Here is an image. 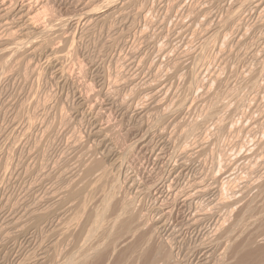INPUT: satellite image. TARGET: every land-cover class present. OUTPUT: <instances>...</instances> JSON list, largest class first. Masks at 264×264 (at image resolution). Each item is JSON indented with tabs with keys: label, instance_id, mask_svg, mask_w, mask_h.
<instances>
[{
	"label": "rangeland",
	"instance_id": "rangeland-1",
	"mask_svg": "<svg viewBox=\"0 0 264 264\" xmlns=\"http://www.w3.org/2000/svg\"><path fill=\"white\" fill-rule=\"evenodd\" d=\"M27 1H29V0H23V2H22V0H17V1L16 0H10V1L8 0L9 3L12 2L11 4H14V6H16V7H20L24 4H27V6L29 8L31 7V9H35L36 10L35 12H37V13H35L37 15L34 14L35 17L37 16L35 18V19H37V20H35V24H37L38 26L40 24V27H45L48 24V20H50L49 18L54 19V20L51 19L53 21L52 25L58 24L61 22L60 27L58 24L56 28L55 27L53 28L52 25H51V27L53 29L51 27L50 28L54 32L57 29H58V31H59V29H61L62 33L64 32V35L59 31L58 32L59 34H57V33L53 34V36H51L50 40L53 37H56V35H58L57 37H59V35L61 34V36L64 37L65 35H67L66 33H69L70 36H68V35L67 36L68 37L72 36L71 38L74 37L75 41L72 39V41L70 42V46L71 45L72 46L69 48H72V47H74V48H72L73 50L72 49L69 50L70 52L67 53V59L63 60V61L67 60L66 63L69 62V63H67L68 67L66 66L67 68H64L66 63L63 61H62L63 63H59L60 68L64 69L63 71H64V73L68 79L60 77L59 74H57V69L59 67H57V69H56L53 65L48 63L49 61H46V59L42 57L43 54L41 53V55H40V52L32 54V53H27L23 50L22 52H24L23 53L24 55L21 52V54L18 56V58H16L14 60L15 62L19 61V62H17L18 64H16L17 66L14 64V62H12L13 64H9L8 66H12L13 68L7 66L6 69L4 68V70L1 69V67L3 65V63H2L3 61L0 60V62H1V64H0V146H1L0 147V229H1L0 230V241H1L0 242V246H1L0 247V264H34V263L40 264V262H42L41 264H43V263L44 264H62L63 262L66 261V258H68V257H66L67 255L70 256L69 254H74L76 252V246L78 247V245L80 243L78 242L79 243V244L77 243L78 245L75 244L76 246L73 244L76 243V238L79 235L78 231L80 232L81 228L78 229V227H79L78 226L77 227L78 231H77V229L75 227H72L73 228L72 229V231H73L72 237H73V239L75 238L73 243L71 242L73 240L70 241V239H69L70 237L66 239L67 241L65 239H62L61 238L62 236L60 234L61 231L59 233H58V231L62 230L64 227L65 228L68 227L67 225H69L68 223L70 220L68 221V219L66 220V218L70 219L71 216L69 217V215L72 214V208L75 206L74 204H76L77 201H73V202L70 201V202L66 203L65 206H63L64 203L61 204V206L58 205L57 203L60 200L59 199L60 194L63 197L62 192L64 191V188H65V191L67 189H70V187H71L70 184L75 183L74 180L78 179V181L76 180V183H75V184H78V186H80L81 184L83 185L84 183L87 182L86 180H88V178L83 179L81 177L83 176L84 170L88 167V163H91V160H93L92 162H95L94 160H96V157L98 159V160H96L97 162H101V163L103 162V161H100L101 160L100 158H102V160H104L103 166L100 163L101 169H102V167L104 169V165L106 167L105 169H109L110 163H113L114 161H116L114 164L115 166L113 164H111L110 168L114 169L111 171V173H110V169H109L110 176L108 174V177H111V178L106 179L107 183H109L110 180H112V182H111L112 184L109 183V185L111 184V186H112L114 184L115 185L114 188L119 187L118 190L117 189L114 190V192H116V193H114V199H113L114 202H111L110 206L112 208L110 207V209L108 211V215L117 213V211H116L117 208L115 206L117 204V202H118V206H119V207L117 206L118 209L119 208L122 209L124 207L125 203L127 202V201L125 202L126 196H128V199H127L128 202H129V199H130V202L132 204H135L137 202L135 205H131L132 208L130 207L132 209V212H134L133 214H135L136 217H138L137 221L142 220V218L144 217L143 221L147 220L149 222V224L151 223V225H152V223H153V225L155 226L154 227L152 225L153 227H150L151 225H148L147 221H145L147 224L143 223V221L140 223L137 222V224H140V226H139L140 228L137 232V235L140 232L139 235L137 236L138 238H140V240L137 238V253H138V251L140 252V249H141L142 251L139 254H143V255L141 258H139L137 256L139 254L135 253V255H136L135 256V255H133L132 252L129 251V253H126L124 255V256H128V257H126V258L123 257L124 260L122 259L123 261L121 260L120 264L121 263L122 264H130V262H131V264L132 263L136 264L135 262L138 263V261H140V264H145L146 261L148 260V258H147L148 255H149L148 256L149 259L151 258L153 260L150 259L149 263H146V264H150V263L151 264H154V263L160 264L159 259L163 253V252H161L163 249L165 251V254L171 253V255L169 254L170 257L168 258V259H170V258L171 259L168 260V262L166 264H171V263L177 264L180 261L181 262L179 264H201V263L202 264H211V263L212 264H218V263H221V264L222 263L223 264H233V263L237 264L236 261L238 260V257L236 259V258H234V256L237 255L238 252L240 253V251H241L240 247H241L242 251H245V252L247 251L246 247H248V250L253 248L254 252H258L261 248H263L264 247V214H261V213H264V207H263L264 195L260 193V190L254 191L253 188H254V183L256 182V180L258 181L261 179V183H264V181H262V179L264 178V171L262 172V169H260L261 168L260 162L263 161V159H264V146L261 147V145H260V144L264 145V142H263L264 141V68H263L264 67V56H263L264 50L261 49V47L264 44V37H263L264 36V23H263L264 22V20H263L264 15H262V14H264V10H262L263 12L261 11L262 14H261V12H259V14H258V12L251 11V9L254 10L252 7H253V4L257 1H261L263 4V7H264V1L263 0H241V1L240 0H160V1L159 0H151V1L148 0V2H149L148 3V2H146L147 0H142V1L138 0L137 2L128 6L129 9L130 10L132 9L131 11H133L134 13H132L131 11L128 12V10H129L128 7L125 10H122L121 12L117 11L115 8L117 7V2L119 0L118 1L115 0V2H113L114 5L111 3L108 4L107 0L106 1L105 0H93V1L89 0L90 5L87 4L89 2L87 0H40V1L37 0V2H36V0H32V1L30 0L31 1V2L29 1L30 3L29 2L27 3ZM252 1H254V3ZM94 2H95V4H94ZM176 2H178L179 4ZM229 2L233 3V4H230ZM249 2H250V4H249ZM223 3H225L226 5ZM43 4L45 5V8L42 7V6H44ZM85 4H87V6ZM99 4H100V6H99ZM135 4H137V6ZM229 5L232 7H230ZM98 6L101 7L100 8L101 10L98 9L99 8ZM108 6H109V9H108ZM225 6H228V7L225 8ZM37 7H39V8L36 9ZM172 7H173V9H172ZM234 7L235 8L238 7L236 9H238L239 11L237 10L238 12H236L235 11L236 9ZM250 7H251V9H249ZM134 8L135 9L137 8V9L135 10ZM228 8H229V11H228ZM43 9L45 10V12ZM224 9L227 10L228 14L230 12L231 13L230 15H237L236 17H239V18H236V21L240 20V24H239V21H238V23L235 21L234 24H232L230 27H226V28L222 27V28H224L222 31V29L220 27L221 24L224 25L225 20L226 21L228 20L227 16H230L227 14V12H225L226 10H224ZM233 9H235V10H233ZM113 10L114 11L116 10L115 12H117V13L115 14V12ZM39 11L41 12L40 14H39ZM86 11H89L88 14H91V15H93V13H98V12H99V14H102V15H108L109 14L108 16L111 19L109 17H107L106 18L107 21L105 20V23H104V21L101 22V20H98L97 18L92 19L93 21L90 20V22L89 21L86 22V21H83V19H81L82 15L84 13H86ZM136 11H137V13H136ZM139 11L141 12L140 13L141 15H138ZM42 12H43V14L44 13L45 14L43 15ZM119 12H120L121 16L119 15ZM124 12H126L128 14L125 15ZM196 12L199 13V16L201 18L198 17V13H196ZM249 12H250V14H249ZM236 13H238V14H236ZM133 14H135L136 16ZM225 14H227L226 17H225ZM257 14L259 16L262 15V17L257 18V17H259V16H257ZM38 15L41 19L38 17ZM219 16H220V18H219ZM77 17L80 18L79 21H77L79 19ZM136 17L138 19H136ZM173 17H175V18H173ZM195 17H197V18L195 19ZM240 17H241V19H240ZM192 18L194 19V21L196 20V22H194ZM221 18H223V21H224V22L222 21V23L220 21ZM166 19H167V21H166ZM206 19L209 21L208 23H207ZM45 20L47 21V23ZM96 20L99 22H97ZM205 20H206V22H204ZM212 20H213V23L211 22ZM36 21H37V23H36ZM55 21H57L58 23H56ZM40 22L45 24V25H41ZM94 23H96V24H94ZM205 23H207L206 27H205ZM210 23L213 24V26ZM236 23H237V25H235ZM241 23L245 25L244 28H242L243 25ZM258 23H259V25H258ZM218 24H220V25H218ZM62 25L64 27H62ZM207 25L210 27H208ZM241 25H242V27H241ZM53 26H56V25H53ZM214 26H215L216 30L213 29ZM233 26L234 27L236 26V27L233 29ZM254 26H255V28H254ZM203 27L204 28L208 27L207 31H206V29H203ZM217 27H218V29H217ZM237 27H238V29L241 27L240 30H238ZM173 28H174V30H173ZM210 28H212V30ZM245 28L248 29V32H247V30H244ZM249 28H250V30L252 28H254L255 30H252L250 32ZM63 29H64V31H63ZM179 29H181V30H179ZM202 29L204 30V34H202L203 33ZM219 30L221 31L220 34H223V35H221L222 37L220 36V34H216V33H219ZM71 31L74 33H71ZM194 31H195V33H194ZM212 31H214V32H212ZM253 31H255V32H253ZM257 31H259V33L261 32V35L259 33H257ZM206 32H208V33H206ZM239 32H240V34H239ZM200 33L202 34V36L198 35ZM205 33L207 35L213 33L214 36H217V37H215V39H213V41L211 39V42H212V46L216 45L217 43L218 44L216 46L212 47V46H210L211 42H205V38H206ZM231 33H233L234 35H232ZM235 33H238V34L235 35ZM248 33L249 34L251 33L250 34L251 36ZM241 34L243 35V37ZM255 34L257 37H255ZM73 35H75V36H73ZM239 35L241 38H238ZM247 35H249V36H247ZM150 36H151V39H150ZM244 36L247 39L246 41L244 40L245 39ZM1 37H4L3 31H0V38ZM57 37L52 39L54 42V43L52 42V45L56 44L55 45L56 48H57L58 44H60L62 46L61 40L59 39V41H58ZM201 37H203V38H201ZM218 37L220 39L219 41L221 42V44L223 42L225 45L224 44L221 45L220 42L216 43L214 41ZM227 37H229V38H227ZM262 37H263V39H262ZM250 38H251V40H250ZM36 39L33 41L35 42ZM202 39H203V41H202ZM229 39H230V42L228 41ZM237 39H239V40H237ZM241 39H243L244 41ZM257 39H258V41H257ZM48 40H49V38H48ZM225 40H227V42H224ZM240 41H243V45H242L243 47L239 46V45L235 46V44L241 45L242 43ZM259 41L261 43H259ZM37 42H38V40H37ZM59 42H61V43H59ZM162 42H164V43H162ZM251 42H252V45H249ZM206 43H209V45ZM162 44L164 47L162 46ZM254 44H256V45H254ZM54 45H53V48H55ZM223 45H224V47H223ZM244 45L246 47L245 51H244V49H245ZM206 46L210 47V48L208 47L209 50L206 49ZM232 46H234L236 48L238 47L237 49L233 48L234 52H235V50H238L235 52V54H233V51L230 50V48H232ZM187 47H188V50L186 49ZM202 47H204L205 50H207V51H205V50L203 51ZM219 47L220 48L222 47V48H221V50L217 51V49H219ZM228 47H229V49H228ZM240 48L241 49L243 48V49L241 50ZM250 48L251 49L253 48V50H251ZM211 49H213L215 51H213ZM226 49H228V50H226ZM161 50H163V53L161 52ZM192 50H193V52H192ZM74 51H76V52H74ZM186 51H189L190 53L186 52ZM195 51H197V53ZM198 51L199 52L203 51L204 53L200 54V53H198ZM219 51H222L224 55L221 56L222 54L220 55V53H222V52H219ZM246 51H248V52H246ZM249 51H250V53H249ZM255 51H256V53H255ZM72 52L76 53V54L73 55ZM156 52H157V54H156ZM185 52L188 55H184V54H186ZM208 52L212 56L207 54ZM181 53H183V54L181 55V58H179ZM192 53L193 54L195 53V54L193 55ZM246 53H248V54H246ZM257 53L259 56L257 55ZM259 53H261L263 55H261ZM190 54L193 55V56H191L192 61H190L191 59L189 58ZM216 54H219L218 57H223V58H221V59L218 57L216 58V56H217ZM229 54H230V56L228 57L227 55H229ZM245 54L247 56H245ZM202 55H203V57H202ZM208 55H209L210 59H209ZM213 55L214 56L216 55V56L214 57ZM183 56L184 57L186 56L187 60H185V58ZM224 56H225V58L227 57L229 60L227 58L225 59ZM235 56H237V57H235ZM252 56L256 57L257 59L263 60V62L261 60H257L255 58H253ZM24 57H27V59ZM167 57H168V59H167ZM176 57H178V58H176ZM187 57L189 58V60ZM194 57H195V62H194ZM212 57H214V58H212ZM242 57L244 59L242 61H239L240 63H238V61L236 63L235 60L236 59H238V60L242 59ZM196 58L197 59L199 58L198 59L199 61L202 59L200 61V63L198 60H197L198 62L196 61ZM204 58H205V60H204ZM232 58H234V59L236 58V59L234 60ZM19 59H21L22 61H20ZM37 59L38 60L40 59V61L41 62L43 61V63H41ZM44 59H45V61H44ZM174 59H177V60L175 61ZM180 59H182V61H185L187 64L186 63L183 64V62L180 61ZM217 59H218V61H217ZM253 59L256 61H254ZM36 60H37V64H36ZM68 60H71V61H68ZM210 60H212V61H210ZM214 60H215V62L216 61L217 62L213 63ZM227 60L229 61L230 65L226 64V63H228ZM230 60L233 62L231 63ZM177 61H178V63H175ZM203 61H204V64H203ZM222 61L226 62V63H223ZM260 61L263 65L260 63ZM25 62H26V64H25ZM29 62H31V63H29ZM180 62L182 64H180ZM257 62H259L261 65L258 64ZM194 63L196 65H198V63H199L198 68L196 65H194ZM208 63H209V65H208ZM24 64H25V67L27 68V70L24 67ZM27 64L30 65L31 67L27 66ZM167 64H170L171 67H170V65H167ZM176 64H178V65H176ZM200 64H201V67H200ZM220 64H221V67H220ZM224 64H226V65L224 66ZM63 65H64V67H63ZM174 65H176L175 69H173ZM238 65H240L239 68H237ZM172 66H173V68H172ZM178 66H182V68L183 67H185V68H183V70L179 69V72L175 73V71L178 70L176 68H181ZM194 66H195V70H194ZM206 66H208L209 68ZM261 66H263V67H261ZM191 67H193V69H191ZM225 67H227V69L229 67L227 73H226ZM206 68L208 69V73H207ZM219 68H222L223 70H221ZM10 69L11 70L13 69V70L11 71ZM65 69L68 73L65 71ZM184 69L186 70V72ZM187 69H188V71L190 70L192 72L189 71L190 72L189 73L187 71ZM210 69H212L211 78H209V75L211 74ZM244 69H245V71H244ZM5 70L11 71V74L9 71H8V73H6ZM55 70H56V72H55ZM172 70H174V71H172ZM180 70L184 73H182ZM202 70H204V71H202ZM219 70L221 71V75L223 77L225 75H227L225 77V79L222 78V76L219 74V72H220ZM230 70H231V72H229ZM237 70L239 71V73L236 72V74H235V71H237ZM241 70H242V73L240 74ZM247 70H248V72H247ZM262 70H263V72H262ZM14 71H15V73H14ZM16 71H17V73H16ZM195 71H197L196 72L197 76H199V74L201 73L199 77H202V76H205V77L204 78L203 77L202 78L197 77L194 74ZM216 71L217 72L219 71V72L217 73ZM224 71H225V75L222 74V73H224ZM260 71L262 74L260 73ZM169 72L171 74H169ZM172 72L175 75L172 74ZM249 72H251L252 74L251 73L249 74ZM253 72H255V75H253L254 74ZM256 72L257 73L259 72V74H257ZM13 73L15 76L13 75ZM160 73L163 77L160 75V78H159ZM165 73H168L169 74L168 76H170V77L167 78V76H166L167 74L163 75ZM178 73H180V74L178 75ZM186 73H187V75H186ZM191 73L194 74L196 76V78L194 75H192L193 77H190ZM202 73H205V75H202ZM243 73L245 76H248V77H246V78H245V76L243 77ZM35 74H36V76H35ZM183 74H185L186 76H184ZM12 75H13V78H12ZM30 75H32V76H30ZM217 75H219L218 79L219 78H221L222 80L224 79L223 81L221 79H219L224 84L223 83L221 84V82L219 80L215 81V80H217ZM256 75H258V76H256ZM25 76L28 79L24 78ZM164 76H166V77H164ZM175 76H177V77H175ZM228 76H229V78H228ZM252 76L255 77L256 79L253 78ZM57 77H59V78H57ZM185 77H190V78L184 79ZM206 77H207V80L205 81ZM242 77L244 78V80L247 79V81L245 80L246 81L245 82ZM161 78L163 79V82H162ZM164 78L167 79V81L168 80H171V81L164 82V81H166ZM59 79H60V81H59ZM103 79L105 81L104 83H103ZM188 79H190V80H188ZM194 79H195V81H194ZM226 79H227V82L225 81ZM159 80L161 81V83H159ZM211 80H212V83H210ZM229 80H231V81H229ZM256 80L258 82H256ZM156 81H158V83ZM196 81L199 82L198 85H197ZM154 82L156 83V85ZM191 82H192V84H191L192 86H190L191 87V89H190V87H187V86H189V84ZM216 82H218V84ZM225 82H226V85H225ZM243 82H245V83H243ZM184 83H186V84L189 83V84L186 85ZM214 83L219 85L217 87H222V88L221 89L217 88L216 84H214ZM247 83L253 84V86H251V88H252L251 90H250V87ZM255 83H257V84H255ZM162 84L163 85L166 84V85H164L165 87L164 86L162 87ZM207 84L210 86L208 87ZM213 84H214V87H213ZM245 84L248 87H246ZM115 85H117V86L115 87ZM185 85H186V87H185ZM194 85H195V88H192ZM211 85H212V87H211ZM102 86H103V88H101ZM145 86H146V88H145ZM147 86L154 87L152 89L153 91L151 93H150V90H146V89H148ZM156 86H158V87H156ZM183 86L185 88H187V89L183 88V90L185 89L187 91H185V90H184L185 92L182 91ZM204 86L207 87L206 89H208V88H211V89H208V92H207L205 88L203 89ZM226 86H228L229 88ZM108 88H109L110 92H108L109 91ZM110 88L112 90L114 88V91L115 90H117V91L114 92ZM115 88H117V89H115ZM155 88H158V89L156 90ZM161 88H162V91L160 90ZM188 88L190 89V92H189ZM212 88H214V91H212ZM216 88L219 91L215 90ZM224 88L227 89L228 92L230 91L229 89L232 90V88H234V89L237 88L236 90H234L235 95L232 94L235 97L231 96V91L228 93L227 90H225ZM32 89L34 90V92H30V90H32ZM105 89H107V91ZM164 89H166V90H164ZM204 90L207 92V94ZM237 90H238V92H237ZM143 91L144 92L146 91L147 93L146 92L144 93ZM157 91H158V93H157ZM163 91H165V92H163ZM180 91H182V92H180ZM221 91L223 93H227V95L229 96L228 97L229 101H230V98L232 100L229 102L226 99L227 95L225 96V94L223 96H221V94H222ZM239 91H240V94H239ZM104 92H106L107 94ZM148 92L150 95L151 94L152 95L150 96L148 94ZM153 92L154 93L156 92L158 95L153 94ZM172 92H173V94H172ZM176 92H177V94H176ZM201 92L206 94V96L208 98L210 97L211 99L206 98V96ZM213 92H214V94H213ZM31 93H33V94H31ZM109 93H111V94H109ZM208 93L212 94V96L209 95ZM232 93H233V90H232ZM112 94H114V95H112ZM201 94L205 96L204 100H201L203 98V96ZM111 95L113 96L112 98L109 97ZM189 95H190V98H189ZM197 95H199V97ZM155 96H158V98ZM164 96H166V97L170 96L172 99H170V97H167V99H166V97H164ZM173 96L175 97V99ZM238 96H241V99ZM27 97H28V99L30 97V99H32V100L34 99V100L33 101L30 99L26 100ZM137 97L139 99L141 98L140 103L142 102L141 100L144 101V99L148 100V98H149L150 100H148V101L145 100L144 101V102H146L145 104H144V102H142L140 104L138 102ZM193 97L195 98V100H194L195 102L193 101V99H194ZM218 97L220 99H218V101H216L217 102L216 103L215 100H217ZM223 97H224L223 101L226 100V101H228L227 103H224L223 101H221V99H223ZM232 97H234L235 100ZM131 98H133V99H131ZM153 98L156 99V101ZM178 98H179V100H178ZM236 98H237V100L238 99H240V100L237 101ZM196 99H197V101H198V99L200 101L197 102ZM167 100H169V101H167ZM174 100L175 101L177 100L176 102H178V105L181 101L186 100V101H188L189 104L191 103L190 104L191 106H189V108H188L189 104L187 103L182 108L183 110L180 109V111H182V112H180L179 108H177L176 106H173L174 104H171V102H173V103H175V105H177V103ZM191 100H192V102H191ZM206 100L207 101L209 100L210 103L213 101L214 103H211V104H213V106L212 105L210 106L209 105L210 103L207 102ZM241 100H242V102H240ZM27 101H29V102L27 103ZM151 101H152V105H151ZM153 101L155 103H153ZM163 101L164 102L166 101L165 102L166 104L162 103L163 104V106H162V104L160 102H163ZM25 102H26V104H25ZM32 102H34V103H32ZM193 102H194V104L196 103L197 105L195 104L196 105L195 106L194 104H192ZM201 102H203V103H201ZM218 102L220 103V106L218 105ZM20 103H21V105H20ZM31 103H32V105H31ZM124 103H125V106H124ZM228 103L231 104L232 108L230 107V105ZM237 103L239 105H237ZM154 104H156V105H154ZM158 104H160V106H158ZM164 104H165V107H164ZM170 104H171V106H170ZM214 104H216V105L214 106ZM223 104H225V105L223 106ZM235 104H236L237 108L234 109L235 110V113H234L233 112L234 110H232V109L236 107ZM23 105H24V107H23ZM27 105L31 106V109L28 110ZM40 105H41V107H40ZM139 105L142 106V108ZM192 105L194 107H192ZM206 105H209L210 106L209 109L211 108V110L207 111L208 109H207ZM20 106L23 107V109H21L22 112H20L21 111ZM33 106L35 108L40 107L42 109H41V111H40V108L36 109L35 112H37V113H34L35 108ZM44 106H46V107H44ZM167 106H170L171 108L175 107V109H177L178 111H176L173 108L174 112H171L173 110H171V108L167 107ZM216 106L217 107H223V108L222 109L220 108L221 110L219 108L215 109L214 107H216ZM160 107H162L163 110ZM24 108H27V109H24ZM44 108H46V109H44ZM157 108H160V109H157ZM166 108L167 109L169 108L168 109L169 113H168V110H166ZM203 108H205L207 110L201 111V109H203ZM212 108H214L218 114ZM164 109H165V113L162 112V111H164ZM224 109H226L228 112ZM228 109L231 110L230 111L231 113L233 112L232 116L230 115L231 113L229 114ZM27 110H28V112H27ZM212 110H214L215 115H214V113H211ZM205 111H206V113H205ZM18 112H20L22 114H20ZM32 112L34 114H32ZM161 113H163V115H164V116L162 115L163 117L161 116ZM170 113H172V114L169 116ZM222 113H225V114H222ZM17 114H19V115L17 116ZM25 114H26L27 118L25 117ZM166 114H168V115H166ZM221 114H222V116H224L223 118H221L222 116L220 117ZM228 114H229V116H228ZM21 115H22V117H19ZM60 115H61V117H60ZM156 115L158 117H156ZM203 115L206 117L203 118ZM225 115H226V119H225ZM28 116H30V117L28 118ZM207 116L209 118L214 116L211 119L216 121V124L213 120L211 121V119H209L210 122L207 120L209 122V123H207V121H205L206 119H208ZM17 117H19L21 121ZM62 117H64L63 120L65 119L64 120L65 122L62 120ZM164 117H166V118H164ZM34 118H36V119H34ZM220 118H221V120H220ZM155 119L156 120L158 119V120L156 121ZM164 119H167L166 122H164ZM195 119H196L197 123L193 122V120L195 121ZM222 120H225V121H222ZM33 121H35V122H33ZM162 121L164 122V124ZM204 121L206 124L203 123ZM217 121H219L220 124H218ZM59 122H61V124ZM155 122H157L156 123L157 125L155 124ZM160 122H162V123H160ZM223 122H226L227 124L230 123V124L228 126L226 123H223ZM191 123L192 124L194 123L193 124L194 126L191 125ZM153 124H155V125H153ZM214 124L216 126V127L215 126L214 127L216 128L217 131L219 130L220 126H222V125L224 126L226 124L225 127L227 128L228 132H226L227 130L226 131L224 130L225 129L224 127L222 128L224 134L222 133V130L218 131L220 133L216 132L215 128L213 127ZM217 124L219 125V127ZM165 125H166V127H165ZM189 125H191L192 127L191 126L189 127ZM201 125H203V126H201ZM195 126H197V127L201 126V127L196 129L197 127H195ZM230 127L233 129V131ZM96 128H99V129L102 128V129L106 130V133L107 132L110 133L109 135L105 133L108 137L106 142H104L102 144H100L101 142H98V144H97V141L98 140L100 141L101 138H97V136L93 133V132H95ZM191 128L192 129L194 128L196 131L195 130L191 131L190 130ZM107 129H108V131H107ZM178 129L180 130L179 132H178ZM206 129L207 130L209 129V130L206 132V131H204ZM210 129H214V130H210ZM111 130H112V132H109ZM174 130H176L177 132ZM188 130H190L189 133H192V134L188 135ZM229 130L231 131V133H229L230 132ZM210 131H211V133H210ZM213 131L216 133V135L218 134L219 136L218 135L216 136ZM174 132H176L177 134ZM181 132H183V134H181ZM203 132L208 133V134H206L207 136L205 134H202V135L200 134ZM185 133H187L188 137H187V135H185ZM180 134H181V136L185 135V137H187V138H185L186 139L185 141L183 139L184 137H181ZM220 134H221L222 138L219 139L220 142L218 141V143H216L217 141L215 142V140H214L215 136H216V140H218V138L221 137ZM169 135H170V137H169ZM173 135L174 136L176 135V136L174 137ZM110 136H111L112 140H109ZM142 136H143V138H142ZM203 136H204V139H206V141L203 140V138H202ZM76 137H78L81 140H79ZM210 137H211V139H209ZM168 138H170V139H168ZM113 139L115 140L116 143L114 142ZM116 140H118L119 142L117 143ZM166 140H168V141H166ZM179 140H181L182 143ZM199 140L201 142H202V140H203V142L204 141L207 142L209 140L214 146L211 145V143L208 141L207 145L205 142L204 143L202 142L203 144H205V145L202 144L204 146L203 147L202 145H200L201 142ZM5 141H7V142L5 143ZM18 141H20V142H18ZM177 141L180 144L176 143ZM12 142H14L16 144L14 145V143H12ZM81 142L83 144L86 143V144H84L85 145L84 149H86L88 147V149H86V150L87 151L92 150L93 153H95V154H93L92 152L88 153L86 150H85V152H87L88 154L85 153L84 149L82 147L83 144H81ZM197 142H199V143H197ZM17 143H18V145H17ZM74 143L77 146H75ZM76 143H78V144L80 143L79 146ZM3 144H4V146H3ZM134 144H137V145H134ZM208 144L210 145L209 149L207 147V146H209ZM257 144H259L260 146L258 145L259 146L258 147ZM97 145L98 146L101 145V146L98 147ZM197 145H200V146L197 147ZM187 146H189L187 148V149H189V151L188 150L186 151ZM222 146L225 148H223ZM91 147H93V149ZM111 147H113V148H111ZM216 147L217 148L219 147L222 150L217 149ZM79 148H81L83 150H78ZM94 148H96V149H94ZM204 148H206V150H204ZM214 148H215V150H214ZM125 149H127V151H125ZM183 149H185V150H183ZM201 149H203L204 151ZM207 149L209 151H207ZM94 150H96L98 156H95L97 154H96V152H94ZM114 150H116L118 154ZM182 150H183V152H182ZM199 150L202 153H200ZM217 150L220 153H218ZM105 151H106V153L108 151V154H109V152H111V153L106 156ZM123 151L125 152V155H124ZM210 151H212V152L214 151V154L215 153L216 154L218 153V154L215 156ZM77 152L79 154H77ZM81 152H83V153H81ZM120 152H122V153H120ZM126 152H129V154ZM184 152H186V153H184ZM80 153H81V155H80ZM84 154H87L88 157L91 154H93V155L90 156L91 158L89 157L90 159L88 157L86 159L87 155H84ZM182 154L184 156L188 155V158L187 157L183 158ZM185 154H187V155H185ZM77 156L79 157L80 160L78 159ZM93 156H95V157H93ZM99 156H103V157H99ZM104 156H105V158H107L106 161H105ZM128 156H129V158H128ZM214 156H215V158H213ZM69 157H70V159H69ZM83 157H85V158L83 159ZM115 157H117V159H115ZM81 158L84 161L87 160V162H83V160ZM119 159H121V161ZM76 160H79L78 163ZM80 161H82L83 163ZM217 161H219V163ZM221 161L224 163H222ZM118 163H120V164H118ZM215 163H217V164H215ZM77 164H78V166L75 167V165H77ZM79 164L82 166H80ZM83 164H87L85 168H84L85 165L83 166ZM106 164H108V165H106ZM221 164L223 165L222 166L223 168L221 167ZM82 168H83V171L81 173ZM116 168H118V170ZM77 169H79V170L77 171ZM115 169L117 170L116 171L117 174L115 172ZM119 169H120V171H119ZM57 170H58V172H57ZM256 170H258V174H256L257 173ZM98 171H100V170H98ZM98 171L95 174L98 175L101 172V171L100 172H98ZM252 171H254L253 176H255V174H256L255 177L251 176L253 174ZM116 175H119V176H116ZM77 176H78V178H77ZM261 176H263V177H261ZM116 177L117 178L119 177V179H118L119 181L117 180ZM250 178H252V181H248V180H250ZM254 178L256 180H254ZM72 180H73V183H72ZM79 180H80V183H79ZM125 180H127V182H125ZM115 181H116V183H115ZM131 181H133L132 183L134 186L132 185ZM243 182H244V185H246V186L249 185V187H252L250 185L253 184V187L250 188L251 190L252 189L253 190L250 191L249 188L246 189V186L243 185ZM258 182L260 183V181H258ZM258 182H256V183H258ZM117 183H119L120 185ZM129 184H131V185H129ZM116 185H118V186H116ZM241 185H243V186H241ZM66 186H68V187H66ZM73 186L74 185H72V187ZM111 186L109 187L106 183H104L103 188H102L103 194L102 193L99 194L100 192H97L92 196V200H91L92 202L88 203L89 205L87 204V206H91L94 203L93 204L94 207L92 205L93 209H91V207H87V209L90 208L89 210H93V211H90L91 213L94 212L95 210H97V205H99L98 209L101 207V205L103 204V199H104V197H103L104 193H105L104 191L107 190L106 192H108V189L111 188ZM121 186H122V188H121ZM238 186L241 188L238 189L239 188ZM105 187H107V189ZM242 187H243V189H242ZM104 188H105V190H104ZM130 188H132V190ZM137 188L139 189V191L141 190L139 192L140 195L135 193V191L137 192V190H136ZM241 189L243 191H246V192L249 190L248 191V192H250L249 193L250 196L248 195L249 199L247 198L248 192L247 193L245 192V195H244L243 194L244 192ZM244 189H246V190H244ZM102 190H101V192H102ZM196 190H197V192H196ZM200 190L203 192V194ZM218 191H220L221 193H219ZM231 191L232 192L236 191V193L235 192L232 193ZM241 191L243 193H241ZM253 191L255 192L254 193L255 196L252 194ZM147 192H148V194H147ZM198 192H199V194H201L200 196H198L199 195ZM141 193L143 194V196ZM230 193L232 194L231 197L233 196V194H235V196H233L232 199H231V197H229ZM239 193L241 195L243 194L242 196H244V197L246 196V197L244 198L240 195L241 196V197L239 196L241 198L240 199L238 197ZM119 194H121V195H119ZM135 194L138 196H136ZM193 195L195 198L192 197ZM257 195H259V196H257ZM115 196H116L117 201L115 200ZM121 196H122V198H121ZM132 196H134V197H132ZM224 196L228 197V200H230V202H228L227 198H224ZM251 196L252 197L254 196L252 199L253 201H251V198H252ZM101 197H103V198L100 199ZM118 197L121 200H119ZM256 197H259V198L261 197L260 201L259 200L256 201L257 199H259ZM132 198H133V200L136 198L134 200V202H132L133 201ZM234 198H236L237 200L235 199L236 200L235 201ZM238 198L241 200V201H239V203H237L239 200ZM242 198H244V200H246V201L243 200L244 201L243 203H242ZM122 199L124 200L123 202H122ZM215 199H216V201H215ZM53 200H54V202H53ZM221 200H223V202ZM261 200H263V201H261ZM226 201L229 203V205L232 204V206L230 208L228 207V210L225 209V208H227L226 206L222 205L223 208L221 206V203H224V202L227 203ZM249 201H251L255 204V208L253 207V205H254L253 203H251L252 205L250 204L251 206H249ZM95 202H96V206H95ZM115 202H116V204H114ZM235 202L237 204L241 203L242 206H241V204L237 206L235 204ZM260 202H262V205ZM71 203L74 206H72ZM120 203H121V205H120ZM212 203H215V204L211 205ZM245 203H247V205ZM256 203L258 205L260 203V205L256 206L257 205ZM56 204H57V206H55ZM139 204H140V207L138 206ZM141 204L143 207L141 206ZM218 204L221 208H219V206H217ZM244 204H245V206H244ZM113 205L116 208V210L113 208ZM50 206H55L58 210L56 208L50 207ZM133 206H134V208H133ZM165 206H168V207H165ZM210 206H214V207H211V209L213 210V212L215 211L214 213H216V214L212 213ZM240 206L244 210L247 209V206L250 207V209H252L250 212L252 215L253 214L259 215V213L262 211L260 214L263 216L260 217L261 215H259V218H258V216L256 217L254 215L253 216L251 215L250 218H252V219L249 218L250 220L248 222L247 219L250 215L247 214V212H248V210H247L246 213L244 212V216L247 215L243 218V220H245L244 224L238 225V226H240V228L236 225V223H234L235 226H233L234 224H233V222L230 221L229 216L231 217L232 213L237 214V212H239L241 214V211L243 214L244 210ZM260 206L262 207V209ZM48 207L51 208L52 210L56 209V211H54L56 213L58 211H59L58 213H60V210H61V214L60 215L58 213L54 214V212H53L52 213L53 215H50L51 217H49V219H46L44 221L45 223L49 222L50 224L49 223L45 224L44 222H42L38 225H35V226L32 225L31 226L32 223L29 222L30 220H28V218H30L32 212L34 211L33 212L34 214H37L38 211H39V213L41 211L44 212V210L46 211V209ZM238 207L240 208V211H239ZM256 207H259L261 210L259 208H256ZM59 208H60V210H59ZM61 208L62 209L66 208V209L62 210ZM233 208L235 210L237 209L235 211L236 213L232 211ZM113 209H114V211H113ZM204 209H206L207 212ZM222 209L223 210L225 209L224 213L222 212L223 211ZM67 210H68V212H66ZM110 210H111V212H110ZM203 210L207 214H205ZM208 210H209V212H208ZM226 210H227V213L225 212ZM255 210H257V211H255ZM216 211H218V212H216ZM258 211H259V213H258ZM165 212H169V213H166L167 214L166 215ZM28 213L30 214V216H28L29 215ZM62 213L64 214V216ZM67 213H69V215ZM143 213H145V215L146 214L149 215L148 217L146 215V218H148V219H145V215ZM161 213L163 215L165 214L163 218H162L163 215ZM210 213H212L215 216L211 215ZM221 213H223V214H221ZM65 214H66V218H64ZM138 214H140L139 215L140 217L138 216ZM168 214H171V216ZM203 214H204V216L206 215L205 216L206 218L203 216ZM208 214H209V216H208ZM228 214H230V215H228ZM142 215H144V216H142ZM220 215H221V217H220L221 219H219ZM224 215L228 216L227 219L230 221V223H232L231 227H229L230 226V223H228L229 221L228 220L225 221L226 218L224 219ZM84 216H86V217L83 218ZM84 216L82 215V218L80 220L82 222V223L80 222V227L84 226V224L86 225L87 220L91 222V220H89L87 218L88 217L87 214ZM165 216L168 218H166ZM194 216H196V217H194ZM217 216H218V218H217ZM54 217L56 218V220ZM202 217H204V218H202ZM253 217H254V219H257L258 221L256 220V222H254L255 220L253 219ZM50 218L52 219V221L55 225L52 222H50L51 221ZM159 218H160V221H159ZM216 218H217V220H216ZM234 218L236 220L235 216L231 217V220ZM59 219L61 222L59 221ZM63 219H65V221H66L65 223H64ZM84 219H86V222ZM164 219H166V221ZM155 220H158V221H156L157 223L155 222ZM215 220H216V222H215ZM220 220L224 221L225 223L221 222ZM235 220H232V221L235 222ZM57 221H59L58 224L56 223ZM191 221H194L195 223L191 222ZM197 221L199 222L200 225L198 223H196ZM90 222L87 223L88 226L90 225ZM220 222L223 224L222 225L219 224ZM226 222L228 224H226ZM246 222H247V224H245ZM193 223H194V225H193ZM81 224H82V226H81ZM225 224L228 227L225 226ZM40 225H42L44 228H48V227L49 228L43 229V227H41ZM50 225H51V227H50ZM52 225H53V227H52ZM57 225H58V227H57ZM142 225H143V228H145L146 230H143V228H141ZM147 225H148V227H147ZM215 225H216V227H218V225H221V226L216 228V231H215ZM55 226H56V228H54ZM157 226H159V227H157ZM232 226L235 227L236 229H234ZM236 226L238 227V229ZM40 227L42 229V232H41V229H39ZM59 227H61L62 229L61 228L59 229ZM242 227H244V228H242ZM50 228H51V230H50ZM153 228H156V229H153ZM227 228H229V232H228ZM230 228H232V229H230ZM241 228H242V230H241ZM52 229L54 230V232L57 231L56 233L58 235L55 234ZM55 229H56V231H55ZM149 229H150V231H149ZM151 229H153L155 231L151 232ZM63 230H62V232H63ZM49 231H51V233L53 232V235H51V236L49 235L50 237H48V234H50ZM142 231H143V234H142ZM75 232H77L78 235H75V234H77ZM150 232L152 233V235L150 234ZM154 232L157 234H155ZM214 232H216L215 234H217V233L218 234L215 236ZM232 232H234V234H233L234 236L232 235L233 238H231ZM261 232H262V234L260 235ZM158 233H160V235ZM235 233H237V234H235ZM16 234H19V235H16ZM54 234H55V236H54ZM140 234H141V236H140ZM147 234H148V237H149V234L152 237L155 234L154 237L156 239L154 237L152 238L154 241L150 238L151 236L149 237V241L152 240L153 244H152V241L149 242V246L146 244L147 245L146 247L154 249L155 253H153L152 249H148L146 247H145L146 248L145 249L144 246H141L144 249L139 248L140 245H138V244L141 243V240H143V238L145 241V242L144 241L143 242L146 243L145 238L148 239V237H146ZM59 235L61 237H59ZM142 235L143 236L145 235V237H143ZM44 236L46 237V240H45ZM213 236H214V239H213ZM43 237H44V239H43ZM54 237H56L57 239ZM158 237L160 238V240L161 239L163 240V242L161 240V242H162L161 247L163 249L161 248L162 249L161 250L160 247H158L159 251L156 247V246L160 245V240ZM222 238H224V239L222 240ZM230 238L233 240H231ZM48 239H50V240H48ZM52 240L55 242L54 244H56V246H54V245L51 246L53 244ZM60 240L61 241L63 240L64 243L62 244L63 241L61 243H59ZM68 240L70 241V243ZM102 240L103 239H101V241L99 243H102V242H103L102 244L107 243V242L109 243L111 238L109 239V241H107L108 239H106L105 241L104 240L102 241ZM138 240L140 241V243ZM170 240H171L172 247L169 244ZM209 240L211 241L212 245H211ZM229 240H231L232 243ZM246 240L255 241L254 242L255 245L254 246L251 245V244H254V243H252L253 241L252 242L250 241L251 244H246ZM56 241L63 246L56 243ZM224 241H225V243H223ZM66 242H67V245H66ZM219 242H220V244H218ZM241 242H243L244 244ZM71 243H72V245H71ZM233 243H234V245H233ZM238 243H240V244L237 245ZM117 244H118V242H117ZM49 245H50V247H49ZM68 245H69V247H68ZM215 245L217 247L219 246L217 251H216ZM220 245H222V246H220ZM244 245H245V247H242ZM60 246L62 248L64 247V248H68V249L63 248V251H62L61 250L62 248ZM70 246H73V247L75 246V247L73 248ZM126 246L127 247L130 246V244L129 245L127 244ZM126 246H120L119 247L117 245L116 246L117 249H116L115 253L117 251L119 253H123L124 250L126 251V249H127ZM201 246H204V247H201ZM223 246H226V248L229 246L230 247L227 249L224 247L225 248V250H224ZM234 246L236 248H234ZM249 246H252V248H250ZM48 248H50L51 250ZM69 248L70 249L73 248L72 249L73 252L71 251L72 253H70ZM118 248H119V250H118ZM169 248H173V249H170V251H169ZM111 249L112 248H110L109 250H111ZM155 249H157V250H155ZM231 249H232V251H234V250L235 251L232 252V251H230ZM48 250H49V252H48ZM65 250H69V251H65ZM109 250L106 253H109L110 252ZM143 250L149 251L148 253H146L147 251L145 252L147 254V256H145ZM171 250H174V252ZM226 250L229 252H227ZM238 250H240V251H238ZM61 251L62 252L65 251V252L62 254ZM156 251H158L159 253H157ZM186 251H187V253H186ZM66 252H68V253H66ZM118 252H117V254L113 255V257H111V258H109L111 255L107 256L109 259L108 262H106L107 259H105L106 261L104 259L102 261V259H101L102 262L100 264H111V263L116 264L117 261L115 262V260L117 259L118 255H119ZM160 252H161V254H160ZM215 252H217L216 253V255L218 254L217 256L215 255ZM225 252H227V253H226V256L224 257ZM152 253H153V255H152ZM208 253H210L211 255H208ZM219 253H221V255H223V257L220 256ZM230 253H233L232 254L233 257L230 256L231 258H228V256L231 255ZM239 253H238V256H240L239 257L240 262H239V260H238V262L243 263L241 261V255H243L244 252H242V254L241 253L239 254ZM128 254L130 255V257L134 256L137 258H135V260H134V257L133 258L131 257L132 259L131 258L128 259L129 258ZM155 254H157L159 257ZM150 255H152V256H150ZM59 256H62V257H59ZM143 256H145L146 259H144L145 257H143ZM153 256H156V259ZM175 256H176V258H175ZM209 256L210 257L213 256L212 259H210ZM50 257H52V258L50 259ZM64 257H66V258L64 259ZM207 257H209L208 260H207ZM142 258H143V260H139ZM174 258H175V260H174ZM204 258H205V261H204ZM219 258L222 260V262ZM225 258H226V260H225ZM154 259H155V261H154ZM112 260H114V261H112ZM129 260H131V261H129ZM206 260L209 262L207 263ZM213 260H214V262L216 260H218L219 262L216 261L218 263H216V262L214 263V262H212ZM233 260H235V261L233 262ZM110 261H112V262L109 263ZM142 261H144V262H142ZM169 261H171V263ZM224 262H226V263H224ZM90 263H91V261H90Z\"/></svg>",
	"mask_w": 264,
	"mask_h": 264
},
{
	"label": "bare ground",
	"instance_id": "bare-ground-1",
	"mask_svg": "<svg viewBox=\"0 0 264 264\" xmlns=\"http://www.w3.org/2000/svg\"><path fill=\"white\" fill-rule=\"evenodd\" d=\"M9 1H10V0H9ZM16 1H17V0H16ZM29 1H30V0H29ZM29 1H27V3H28ZM31 1H32V0H31ZM31 1H30V2H31ZM39 1H40V0H39ZM87 1H89V0H87ZM92 1H93V0H92ZM105 1H106V0H105ZM105 1H104V2H105ZM117 1H118V0H117ZM137 1H138V0H119V1L117 2V7H116L115 9H116L117 11H120V12H121L122 10H125L129 5H131V4H133V3L137 2ZM141 1H142V0H141ZM149 1H151V0H149ZM159 1H160V0H159ZM240 1H241V0H240ZM263 1H264V0H263ZM12 2H13V1H12ZM12 2H11V3H12ZM22 2H23V0H22ZM30 2H29V3H30ZM36 2H37V0H36ZM96 2H97V1H96ZM107 2H108V4H109V3L113 4V2H115V0H107ZM107 2H106V3H107ZM146 2H148V0H147ZM153 2H154V1H153ZM225 2H226V1H225ZM231 2H232V1H231ZM236 2H237V1H236ZM252 2L254 3V1H252ZM11 3H9L8 0H7V1H6V0H0V31H3V33H4V37H1V38H0V60L3 61V62H2L3 65H2V67H1V69H2V70H4V68L6 69V67H7L9 64H13L12 62H14L15 65L18 64L17 62H19V61L15 62L14 60H15L16 58H18V56L21 54V52H22L23 50H24L25 52H27V53H32V54H35V53H39V52H40V55H41V53H42V54H43L42 57L45 58L46 61H49L48 63H50L51 65H53L56 69H57V67H59V68L57 69V74H59L60 77L67 78V76L65 75V73H64V71H63L64 69L60 68L59 63H63V62L66 63L67 60H66V61H63V60L67 59V53L70 52L69 50L72 49V48H74V47L69 48V47L72 46V45L70 46V42L72 41V39L74 40V37H73V38H71L72 36H71V37H68V36H70L69 33H66L68 36L65 35L64 37H62L61 34L59 35V37H57L58 35H56L58 41H59V39L61 40V42H62V46H61L60 44H58L59 47L57 46V48H56V46H55L56 44H55V45L53 44V45L55 46V48H53V45H52L53 40H52V39H53V38H56V37H53V38L51 39V40H52V41H51V40H50L51 36H53V34H55V33L59 34V33H58L59 31L62 33V31H61V29H59V31H58V29H57V30H55V32H54L52 29H53L54 27L56 28L58 24H59V27H60V26H61V25H60L61 22L58 23L57 21H55V22L58 23V24H53V25H56V26H53V25H52V22H53V21L51 20V19H53V18H49L50 20H48V24H47L45 27H40V24H39V23H38L39 26H38L37 24H35V20H37V19H35V18L37 17V16L35 17V15H37V14H35V13H37V12H35V11H36L35 9H31V7L29 8V7L27 6V4H24V5L20 6V7H16V6H14V4H11ZM20 3H21V2H20ZM45 3H46V2H45ZM45 3H44V4H45ZM89 3H90V1H89L87 4L90 5ZM102 3H103V2H102ZM102 3H101V4H102ZM144 3H145V2H144ZM148 3H149V2H148ZM176 3H178V2H176ZM213 3H214V2H213ZM229 3H230V2H229ZM21 4H22V3H21ZM44 4H43V5H44ZM87 4H85V5L87 6ZM94 4H95V2H94ZM111 4H110V5H111ZM174 4H175V3H174ZM178 4H179V3H178ZM223 4H225V3H223ZM227 4H228V3H227ZM230 4H233V3H230ZM249 4H250V2H249ZM16 5H17V4H16ZM45 5H46V4H45ZM45 5L42 6V7L45 8ZM47 5H48V4H47ZM97 5H98V4H97ZM105 5H106V4H105ZM113 5H114V4H113ZM135 5L137 6V4H135ZM225 5H226V4H225ZM32 6H33V5H32ZM40 6H41V5H40ZM95 6H96V5H95ZM99 6H100V4H99ZM99 6H98V7H99ZM106 6H107V5H106ZM133 6H134V5H133ZM133 6H132V7H133ZM136 6H135V7H136ZM174 6H175V5H174ZM229 6H230V5H229ZM98 7H97V8H98ZM111 7H112V6H111ZM226 7H228V6H225V8H226ZM230 7H232V6H230ZM230 7H229V8H230ZM244 7H245V6H244ZM38 8H39V7H37L36 9H38ZM84 8H85V7H84ZM100 8H101V7H99L98 9H100ZM102 8H103V7H102ZM130 8H131V7H130ZM177 8H178V7H177ZM223 8H224V7H223ZM229 8H228V11H229ZM234 8H235V7H234ZM236 8H238V7H236ZM236 8H235V9H236ZM252 8H253L254 10H252L251 7H250L249 9H251V11L258 12V14H259V12H261L262 10H264V9H263L264 7H263V4H262L261 1H257V2H255V3L253 4V7H252ZM98 9H97V10H98ZM106 9H107V8H106ZM108 9H109V6H108ZM112 9H113V8H112ZM128 9H129V7H128ZM134 9H135V8H134ZM136 9H137V8H136ZM136 9H135V10H136ZM172 9H173V7H172ZM235 9H233V10H235ZM245 9H246V8H245ZM43 10H44V9H43ZM97 10H96V11H97ZM100 10H101V9H100ZM116 10H115V11H116ZM131 10H132V9H131ZM131 10L129 9L128 12L131 11ZM135 10H134V11H135ZM224 10H226V9H224ZM230 10H231V9H230ZM237 10H238V9H236L235 11L238 12L239 10H238V11H237ZM247 10H248V9H247ZM89 11H90V10H89ZM89 11H86V13H84V14L82 15L81 19H83V21H86V22L89 21V22H90V20H92V19H94V18H97L98 20H101V22L104 21V23H105V20L107 21L106 18L109 17V16H108L109 14H108V15H102V14H99V12H98V13H93V15H91V14H88ZM107 11H108V10H107ZM110 11H111V10H110ZM113 11H114V10H113ZM115 11H114V12H115ZM126 11H127V10H126ZM141 11H142V10H141ZM179 11H180V10H179ZM251 11H250V12H251ZM44 12H45V10H44ZM111 12H112V11H111ZM120 12H119V15H120ZM131 12L134 13L133 11H131ZM142 12H143V11H142ZM176 12H177V11H176ZM225 12H227V10H226ZM231 12H232V11H231ZM250 12H249V14H250ZM262 12H263V11H262ZM262 12H261V14H262ZM40 13H41V12L39 11V14H40ZM91 13H92V12H91ZM116 13H117V12H115V14H116ZM124 13H125V15L128 14V13H126V12H124ZM136 13H137V11H136ZM140 13H141V12L139 11V12H138V15H141ZM196 13H198V12H196ZM196 13H195V14H196ZM234 13H235V12H234ZM34 14H35V15H34ZM42 14H43V12H42ZM44 14H45V13H44ZM44 14H43V15H44ZM129 14H130V13H129ZM167 14H168V13H167ZM184 14H185V13H184ZM191 14H192V13H191ZM227 14H228V12H227ZM227 14H225V17H226ZM230 14H231V13L229 12L228 15H230ZM236 14H238V13H236ZM258 14H257V16H259ZM117 15H118V14H117ZM119 15H118V16H119ZM122 15H123V14H122ZM130 15H131V14H130ZM133 15H135V14H133ZM138 15H137V16H138ZM168 15H169V14H168ZM192 15H193V14H192ZM262 15H264V14H262ZM262 15L259 16V17H257V18L262 17ZM79 16H80V15H79ZM120 16H121V15H120ZM123 16H124V15H123ZM128 16H129V15H128ZM135 16H136V15H135ZM145 16H146V15H145ZM165 16H166V15H165ZM172 16H173V15H172ZM182 16H183V15H182ZM236 16H237V15H230V16H227V17H228V20H227V21L225 20L224 25L221 24V26H220L221 29H222V31H223V29H224V28H222V27H225V28H226V27H230L232 24H234V22L236 21V18H239V17H236ZM247 16H248V15H247ZM249 16H250V15H249ZM38 17H39V15H38ZM42 17H43V16H42ZM168 17H169V16H168ZM198 17H200V16H199V13H198ZM204 17H205V16H204ZM223 17H224V16H223ZM263 17H264V16H263ZM39 18H40V17H39ZM43 18H44V17H43ZM72 18H73V17H72ZM74 18H75V17H74ZM77 18H79V17H77ZM109 18H110V17H109ZM132 18H133V17H132ZM134 18H135V17H134ZM173 18H175V17H173ZM196 18H197V17H195V19H196ZM200 18H201V17H200ZM219 18H220V16H219ZM257 18H256V19H257ZM40 19H41V18H40ZM110 19H111V18H110ZM124 19H125V18H124ZM136 19H138V18L136 17ZM187 19H188V18H187ZM192 19H193V18H192ZM203 19H204V18H203ZM211 19H212V18H211ZM214 19H215V18H214ZM240 19H241V17H240ZM261 19H262V18H261ZM46 20H47V19H46ZM46 20H45V21H46ZM53 20H54V19H53ZM79 20H80V18H79L77 21H79ZM108 20H109V19H108ZM122 20H123V19H122ZM164 20H165V19H164ZM206 20H207V19H206ZM206 20H205L204 22H206ZM217 20H218V19H217ZM263 20H264V18H263ZM40 21H41V20H40ZM92 21H93V20H92ZM96 21H97V20H96ZM166 21H167V19H166ZM193 21H194V19H193ZM193 21H192V22H193ZM202 21H203V20H202ZM220 21H221V23H222L223 18H221ZM238 21H239V24H240V20H237L236 22L238 23ZM242 21H243V20H242ZM38 22H39V21H38ZM94 22H95V21H94ZM97 22H99V21H97ZM101 22H100V23H101ZM123 22H124V21H123ZM194 22H196V20H195ZM194 22H193V23H194ZM208 22H209V21L207 20V23H208ZM211 22L213 23V20H212ZM223 22H224V21H223ZM36 23H37V21H36ZM40 23H41V22H40ZM46 23H47V21H46ZM91 23H92V22H91ZM91 23H90V24H91ZM193 23H192V24H193ZM207 23H205V27H206V24H207ZM219 23H220V22H219ZM237 23H236L235 25H237ZM263 23H264V22H263ZM63 24H64V23H63ZM77 24H78V23H77ZM87 24H88V23H87ZM94 24H96V23H94ZM171 24H172V23H171ZM175 24H176V23H175ZM177 24H178V23H177ZM210 24H211V23H210ZM241 24H242V23H241ZM256 24H257V23H256ZM261 24H262V23H261ZM41 25H45V24L41 23ZM51 25H52L53 28L51 27ZM104 25H105V24H104ZM203 25H204V24H203ZM211 25L213 26V24H211ZM214 25H215V24H214ZM216 25H217V24H216ZM218 25H220V24H218ZM242 25H243V27H242ZM242 25H241V27L244 28L245 25H244V24H242ZM258 25H259V23H258ZM192 26H193V25H192ZM207 26H208V25H207ZM239 26H240V25H239ZM50 27H51L52 29H51ZM62 27H64V26L62 25ZM177 27H178V26H177ZM199 27H200V26H199ZM208 27H210V26H208ZM208 27H207V28H208ZM218 27H219V26H218ZM218 27H217V29H218ZM235 27H236V26H235ZM235 27L233 26V29H234ZM241 27H240V28H241ZM207 28H204V27H203V29H206V31H207ZM212 28H213V27H212ZM212 28H210V29L212 30ZM240 28L238 29V27H237L238 30H240ZM250 28H251V27H250ZM250 28H249V31H250V32H251L252 30H255V29H254L255 26H254V28H252L251 30H250ZM257 28H258V27H257ZM88 29H89V28H88ZM165 29H166V28H165ZM203 29H202V30H203ZM213 29H215V26H214ZM219 29H220V28H219ZM69 30H70V29H69ZM173 30H174V28H173ZM179 30H181V29H179ZM196 30H197V29H196ZM215 30H216V29H215ZM215 30H214V31H215ZM228 30H229V29H228ZM244 30H247V32H248V29L245 28ZM244 30H243V31H244ZM259 30H260V29H259ZM262 30H263V29H262ZM63 31H64V29H63ZM74 31H75V30H74ZM183 31H184V30H183ZM209 31H210V30H209ZM209 31H208V32H209ZM214 31H212V32H214ZM225 31H226V30H225ZM230 31H231V30H230ZM233 31H234V30H233ZM233 31H232V32H233ZM260 31H261V30H260ZM69 32H70V31H69ZM159 32H160V31H159ZM162 32H163V31H162ZM177 32H178V31H177ZM181 32H182V31H181ZM208 32H206V33H208ZM215 32H216V31H215ZM220 32H221V31L219 30V33H216V34H220ZM240 32H241V31H240ZM240 32H239V34H240ZM247 32H246V33H247ZM253 32H255V31H253ZM262 32H263V31H262ZM71 33H74V32L71 31ZM194 33H195V31H194ZM196 33H197V32H196ZM206 33H205V34H206ZM242 33H243V32H242ZM257 33H259V31H257ZM62 34L64 35V32H63ZM159 34H160V33H159ZM192 34H193V33H192ZM202 34H204V30H203V33H202ZM202 34L200 33V34H198V35H199V36H200V35L202 36ZM231 34L234 35L233 33H231ZM236 34H238V33H235V35H236ZM248 34H249V33H248ZM250 34H251V33H250ZM250 34H249V35H250ZM253 34H254V33H253ZM259 34L261 35V32H260ZM2 35H3V34H2ZM71 35H72V34H71ZM76 35H77V34H76ZM221 35H223V34H220V36H221ZM241 35H242V34H241ZM249 35H247V36H249ZM262 35H263V34H262ZM66 36H67V37H66ZM73 36H75V35H73ZM207 36H208V37H207ZM218 36H219V35H218ZM225 36H226V35H225ZM245 36H246V35H245ZM245 36H244V37H245ZM250 36H251V35H250ZM141 37H142V36H141ZM213 37H214V38H213ZM215 37H217V36H214L213 33H212V34H209V35L206 34V38L204 37V38H205V42H211V39H212V41H213V39H215ZM221 37H222V36H221ZM223 37H224V36H223ZM235 37H236V36H235ZM242 37H243V35H242ZM253 37H254V36H253ZM255 37H257L256 34H255ZM258 37H259V36H258ZM263 37H264V36H263ZM263 37H262V39H263ZM36 38H37V39H36ZM48 38H49V40H48ZM201 38H203V37H201ZM227 38H229V37H227ZM238 38H241L240 35H239ZM35 39H36V41L34 42L33 40H35ZM39 39H40V40H39ZM148 39H149V38H148ZM150 39H151V36H150ZM252 39H253V38H252ZM259 39H260V38H259ZM37 40H38V42H37ZM55 40H56V39H55ZM209 40H210V41H209ZM219 40H220V39H219V37H218V38H216V40H214V41L217 43V42H220ZM237 40H239V39H237ZM241 40H243V39H241ZM244 40H245V41L247 40L246 37H245ZM244 40H243V41H244ZM250 40H251V38H250ZM58 41H57V42H58ZM74 41H75V40H74ZM202 41H203V39H202ZM202 41H201V42H202ZM228 41L230 42V39H229ZM231 41H232V40H231ZM243 41H240V42L242 43L241 45H240V44H235V46H238V45H239V46H242V45H243ZM257 41H258V39H257ZM262 41H263V40H262ZM61 42H59V43H61ZM224 42H227V40H225ZM236 42H237V41H236ZM236 42H235V43H236ZM249 42H250V41H249ZM252 42H253V41H252ZM252 42H251L249 45H252ZM53 43H54V42H53ZM73 43H74V42H73ZM159 43H160V42H159ZM162 43H164V42H162ZM202 43H203V42H202ZM237 43H238V42H237ZM244 43H245V42H244ZM254 43H255V42H254ZM259 43H261V42L259 41ZM71 44H72V43H71ZM156 44H157V43H156ZM206 44L209 45V43H206ZM217 44H218V43H217ZM217 44H216V45H217ZM220 44H221V42H220ZM222 44H224V43L222 42ZM222 44H221V45H222ZM256 44H257V43H256ZM256 44H254V45H256ZM73 45H74V44H73ZM166 45H167V44H166ZM201 45H202V44H201ZM203 45H204V44H203ZM216 45H213V46H216ZM224 45H225V44H224ZM224 45H223V47H224ZM228 45H229V44H228ZM231 45H232V44H231ZM162 46H163V44H162ZM170 46H171V45H170ZM210 46H212V42H211V45H210ZM213 46H212V47H213ZM219 46H220V45H219ZM257 46H258V45H257ZM263 46H264V44H263ZM263 46H262V47H263ZM163 47H164V46H163ZM188 47H189V46H188ZM188 47L186 48L187 50H188ZM204 47H205V46H204ZM204 47H202V50H203V51L205 50ZM208 47H209V46H206V49H208ZM217 47H218V46H217ZM217 47H216V48H217ZM242 47H243V46H242ZM244 47H245V45H244ZM248 47H249V46H248ZM262 47H261V49L264 50V49H263L264 47H263V48H262ZM158 48H159V47H158ZM193 48H194V47H193ZM193 48H192V49H193ZM198 48H199V47H198ZM198 48H197V49H198ZM203 48H204V49H203ZM209 48H210V47H209ZM221 48H222V47H221ZM221 48L219 47V49H217V51H218V50H221ZM226 48H227V47H226ZM233 48H236V47L232 46V48H230V50L233 51ZM237 48H238V47H237ZM237 48H236V49H237ZM162 49H163V48H162ZM190 49H191V48H190ZM194 49H195V48H194ZM200 49H201V48H200ZM228 49H229V47H228ZM228 49H226V50H228ZM240 49H241V48H240ZM242 49H243V48H242ZM242 49H241V50H242ZM250 49H251V48H250ZM72 50H73V49H72ZM208 50H209V49H208ZM211 50H213V49H211ZM226 50H225V51H226ZM245 50H246V47H245L244 51H245ZM248 50H249V49H248ZM251 50H253V48H252ZM203 51H202V52H199V51H198V53L202 54V53H204ZM205 51H207V50H205ZM213 51H215V50H213ZM225 51H224V52H225ZM236 51H238V50H235V52H236ZM259 51H260V50H259ZM74 52H76V51H74ZM159 52H160V51H159ZM159 52H158V53H159ZM161 52L163 53V50H161ZM161 52H160V53H161ZM164 52H165V51H164ZM183 52H184V51H183ZM186 52H189V51H186ZM186 52H185V53H186ZM192 52H193V50H192ZM195 52L197 53V51H195ZM211 52H212V51H211ZM219 52H222V51H219ZM235 52L233 51V54H235ZM246 52H248V51H246ZM260 52H261V51H260ZM23 53H24V52H22V54H23ZM27 53H26V54H27ZM160 53H159V54H160ZM189 53H190V52H189ZM212 53H213V52H212ZM229 53H230V52H229ZM249 53H250V51H249ZM255 53H256V51H255ZM255 53H254V54H255ZM261 53H262V52H261ZM261 53H259V54H261ZM72 54L75 55L76 53H73V52H72ZM156 54H157V52H156ZM182 54H183V53L180 54V57H179V58H181V55H182ZM192 54H193V53H192ZM192 54H190V57H189V58L191 59L190 61H192L191 56H193L195 53H194L193 55H192ZM207 54H209V52H208ZM221 54H222V55H221ZM246 54H248V53H246ZM246 54H245V56H247ZM23 55H24V54H23ZM37 55H38V54H37ZM184 55H188V54L186 53V54H184ZM197 55H198V54H197ZM197 55H196V56H197ZM209 55H211V54H209ZM209 55H208V57H209ZM216 55H217V56H216ZM216 55H215V56H216V58H217L219 54H216ZM220 55L223 56V55H224L223 52L220 53ZM257 55H258V53H257ZM261 55H263V54H261ZM34 56H35V55H34ZM164 56H165V55H164ZM168 56H169V55H168ZM196 56H195V57H196ZM211 56H212V55H211ZM213 56H214V55H213ZM215 56H214V57H215ZM225 56H226V55H225ZM225 56H224V58H225ZM227 56L229 57L230 54L227 55ZM254 56H255V55H254ZM258 56H259V55H258ZM263 56H264V55H263ZM20 57H21V56H20ZM27 57H28V56H27ZM27 57H24V58L27 59ZM183 57H184V56H183ZM195 57H194V62H195ZM198 57H199V56H198ZM202 57H203V55H202ZM214 57H212V58H214ZM235 57H237V56H235ZM252 57H253V56H252ZM252 57H251V58H252ZM39 58H40V57H39ZM68 58H69V57H68ZM176 58H178V57H176ZM184 58H185V60H187V59H186V56H185ZM187 58H188V57H187ZM189 58H188V60H189ZM218 58L221 59V58H223V57H218ZM226 58H227V57H226ZM226 58H225V59H226ZM253 58L257 59L256 57H253ZM262 58H263V57H262ZM41 59H42V58H41ZM45 59H44V61H45ZM167 59H168V57H167ZM169 59H170V58H169ZM198 59H199V58H198ZM198 59L196 58V61H197ZM200 59H201V58H200ZM209 59H210V57H209ZM227 59H228V58H227ZM232 59H234V58H232ZM235 59H236V58H235ZM235 59H234V60H235ZM243 59H244V58L242 57V59H239V60L236 59L235 61H236V63H237V61H238V63H240L239 61H242ZM17 60H18V59H17ZM19 60L22 61L21 59H19ZM37 60H38V59H37ZM37 60H36V64H37ZM174 60L176 61L177 59H174ZM183 60H184V59H183ZM201 60H202V59H201ZM201 60H200V61H201ZM204 60H205V58H204ZM222 60H223V59H222ZM228 60H229V59H228ZM228 60H227L228 63L223 62V61H222V62H223V63H226V64H228V65H230ZM253 60H254V59H253ZM257 60H261V59H257ZM32 61H33V60H32ZM32 61H31V62H32ZM38 61H40V59H39ZM62 61H63V62H62ZM68 61H71V60H68ZM172 61H173V60H172ZM178 61H179V60H178ZM178 61L175 62V63H178ZM180 61H182V59H180ZM190 61H189V62H190ZM198 61H199V60H198ZM198 61H197V62H198ZM200 61H199V63H200ZM210 61H212V60H210ZM217 61H218V59H217ZM217 61H216V62H217ZM235 61H234V62H235ZM254 61H256V60H254ZM261 61L263 62V60H261ZM261 61H260V63H261ZM23 62H24V61H23ZM31 62H29V63H31ZM34 62H35V61H34ZM40 62H41V61H40ZM182 62H183V64L186 63L185 61H182ZM187 62H188V61H187ZM214 62H215V60L213 61V63H214ZM216 62H215V63H216ZM222 62H221V63H222ZM230 62L232 63L233 61L230 60ZM251 62H252V61H251ZM41 63H43V61H42ZM67 63H69V62H67ZM67 63L65 64V67H64V65H63L64 68H67V67H68ZM168 63H169V62H168ZM173 63H174V62H173ZM192 63H193V62H192ZM199 63H198V65H199ZM206 63H207V62H206ZM218 63H219V62H218ZM253 63H254V62H253ZM257 63L260 64L259 62H257ZM0 64H1V62H0ZM25 64H26V62H25ZM25 64H24V67H25ZM33 64H34V63H33ZM36 64H35V65H36ZM180 64H182V63L180 62ZM180 64H179V65H180ZM186 64H187V63H186ZM203 64H204V61H203ZM203 64H202V65H203ZM226 64H224V66H225ZM261 64H262V63H261ZM261 64H260V65H261ZM15 65H14V66H15ZM21 65H22V64H21ZM39 65H40V64H39ZM167 65H170V64H167ZM176 65H178V64H176ZM176 65H174V68H173V66H172V68L175 69V66H176ZM194 65H196V64L194 63ZM198 65H196L197 68H198ZM208 65H209V63H208ZM215 65H216V64H215ZM222 65H223V64H222ZM231 65H232V64H231ZM242 65H243V64H242ZM255 65H256V64H255ZM255 65H254V66H255ZM260 65H259V66H260ZM262 65H263V64H262ZM16 66H17V65H16ZM19 66H20V65H19ZM22 66H23V65H22ZM27 66L31 67V66L28 65V64H27ZM43 66H44V65H43ZM43 66H42V67H43ZM47 66H48V65H47ZM66 66H67V67H66ZM190 66H191V65H190ZM190 66H189V67H190ZM204 66H205V65H204ZM224 66H223V67H224ZM239 66H240V65H238L237 68H239ZM256 66H257V65H256ZM8 67L13 68L12 66H8ZM20 67H21V66H20ZM48 67H49V66H48ZM167 67H168V66H167ZM170 67H171V65H170ZM178 67H181V68H176V69H178V70L175 71V73H176V72H179V69L183 70V68H185V67L182 68V66H178ZM200 67H201V64H200ZM200 67H199V68H200ZM206 67H208V66H206ZM220 67H221V64H220ZM229 67H230V66H229ZM229 67H228V69H229ZM243 67H244V66H243ZM261 67H263V66H261ZM16 68H17V67H16ZM18 68H19V67H18ZM25 68H26V67H25ZM25 68H24V69H25ZM35 68H36V67H35ZM35 68H34V69H35ZM186 68H187V67H186ZM208 68H209V67H208ZM225 68H226V73H227V72H228V69H227V67H225ZM230 68H231V67H230ZM258 68H259V67H258ZM263 68H264V67H263ZM21 69H22V68H21ZM24 69H23V70H24ZM29 69H30V68H29ZM37 69H38V68H37ZM47 69H48V68H47ZM191 69H193V67H191ZM201 69H202V68H201ZM219 69L223 70L222 68H219ZM250 69H251V68H250ZM10 70H11V69H10ZM12 70H13V69H12ZM12 70H11V71H12ZM14 70H15V69H14ZM26 70H27V68H26ZM51 70H52V69H51ZM53 70H54V69H53ZM181 70H180V71H181ZM184 70H185V69H184ZM194 70H195V66H194ZM196 70H197V69H196ZM204 70H205V69H204ZM204 70H202V71H204ZM206 70H207V73H208V69H207V68H206ZM206 70H205V71H206ZM5 71H6V70H5ZM5 71H4V72H5ZM8 71H9V70H8ZM8 71H6V73H8ZM11 71H9L10 74H11ZM20 71H21V70H20ZM20 71H19V72H20ZM29 71H30V70H29ZM31 71H32V70H31ZM65 71H66V69H65ZM172 71H174V70H172ZM187 71H188V69H187ZM189 71H190V70H189ZM189 71H188V72H189ZM211 71H212V69H210V73H211V74L209 73V74H210V75H209V78H211V76H212V72H211ZM219 71H220V70H219ZM219 71H218V72H219ZM244 71H245V69H244ZM23 72H24V71H23ZM55 72H56V70H55ZM66 72H67V71H66ZM181 72H182V71H181ZM181 72H180V73H181ZM185 72H186V70H185ZM190 72H192V71H190ZM190 72H189V73H190ZM193 72H194V71H193ZM196 72H197V71H195V73H194L195 75H196ZM216 72H217V71H216ZM218 72H217V73H218ZM229 72H231V70H230ZM236 72L239 73L238 70L235 71V74H236ZM247 72H248V70H247ZM247 72H246V73H247ZM262 72H263V70H262ZM14 73H15V71H14ZM14 73H13V75H14ZM16 73H17V71H16ZM21 73H22V72H21ZM21 73H20V74H21ZM24 73H25V72H24ZM28 73H29V72H28ZM31 73H32V72H31ZM67 73H68V72H67ZM180 73H178V75H179ZM182 73H184V72H182ZM189 73H188V74H189ZM198 73H199V72H198ZM205 73H206V72H205ZM205 73H202V75H205ZM217 73H216V74H217ZM233 73H234V72H233ZM241 73H242V70L240 71V74H241ZM250 73H251V72H249V74H250ZM253 73H254L253 75H255V72H253ZM256 73H257V72H256ZM260 73H261V71H260ZM22 74H23V73H22ZM22 74H21V75H22ZM36 74H37V73H36ZM36 74H35V76H36ZM166 74H167V75H166ZM169 74H171V73L169 72ZM169 74H168V73H165V74H163V75H166L167 78H169V77H170V76H168ZM172 74H174V73L172 72ZM194 74L191 73V76H190V77H193L192 75H194ZM200 74H201V73H200ZM200 74H199V76H200ZM219 74L221 75V71L219 72ZM222 74L225 75V71H224V73H222ZM251 74H252V73H251ZM257 74H259V72H258ZM261 74H262V73H261ZM13 75H12V78H13ZM24 75H25V74H24ZM68 75H69V74H68ZM160 75H161V73L159 74V78H160ZM174 75H175V74H174ZM183 75L186 76L187 73H186V75H185V74H183ZM189 75H190V74H189ZM195 75H194V76H195ZM9 76H10V75H9ZM14 76H15V75H14ZM17 76H18V75H17ZM19 76H20V75H19ZM30 76H32V75H30ZM69 76H70V75H69ZM161 76H162V75H161ZM166 76H164V77H166ZM171 76H172V75H171ZM181 76H182V75H181ZM196 76H197V75H196ZM196 76H195V78H196ZM199 76H197V77H199ZM213 76H214V75H213ZM218 76H219V75H217V80H215V81H218L219 79H221V78L218 79ZM221 76H222V75H221ZM221 76H220V77H221ZM226 76H227V75H225L224 77L222 76V78L225 79ZM244 76H245V75H244V73H243V77H244ZM256 76H258V75H256ZM162 77H163V76H162ZM172 77H173V76H172ZM175 77H177V76H175ZM182 77H183V76H182ZM190 77H185L184 79H186V78H190ZM202 77L204 78L205 76H202ZM202 77H199V78H202ZM207 77H208V76H207ZM207 77H206L205 81L207 80ZM243 77H242V78H243ZM246 77H248V76H245V78H246ZM252 77H253V76H252ZM260 77H261V76H260ZM2 78H3V77H2ZM10 78H11V77H10ZM24 78H27V77L25 76ZM57 78H59V77H57ZM157 78H158V77H157ZM199 78H198V79H199ZM215 78H216V77H215ZM228 78H229V76H228ZM250 78H251V77H250ZM253 78H255V77H253ZM253 78H252V79H253ZM27 79H28V78H27ZM67 79H68V78H67ZM67 79H66V80H67ZM100 79H101V78H100ZM104 79H105V78H104ZM104 79H103V83L105 82ZM164 79H165V78H164ZM170 79H171V78H170ZM174 79H175V78H174ZM174 79H173V80H174ZM176 79H177V78H176ZM191 79H192V78H191ZM224 79H223V80H224ZM252 79H251V80H252ZM255 79H256V78H255ZM61 80H62V79H61ZM63 80H64V79H63ZM161 80H162V82H163V79H162V78H161ZM165 80H166V81H164V82L171 81V80H168V81H167V79H165ZM188 80H190V79H188ZM192 80H193V79H192ZM192 80H191V81H192ZM199 80H200V79H199ZM202 80H203V79H202ZM208 80H209V79H208ZM221 80H222V79H221ZM223 80H222V81H223ZM243 80H244V78H243ZM245 80L247 81V79H245ZM245 80H244V81H245ZM248 80H249V79H248ZM251 80H250V81H251ZM253 80H254V79H253ZM253 80H252V81H253ZM27 81H28V80H27ZM59 81H60V79H59ZM68 81H69V80H68ZM194 81H195V79H194ZM209 81H210V80H209ZM219 81H220V80H219ZM225 81L227 82V79H226ZM229 81H231V80H229ZM246 81H245V82H246ZM156 82L158 83V81H156ZM186 82H187V81H186ZM189 82H190V81H189ZM192 82H193V81H192ZM192 82H191L190 84L188 83L189 86H187V87L192 86V85H191ZM196 82H197V81H196ZM220 82H221V81H220ZM226 82H225V85H226ZM245 82H243V83H245ZM248 82H249V81H248ZM254 82H255V81H254ZM256 82H258V81L256 80ZM108 83H109V82H108ZM112 83H113V82H112ZM154 83H155V82H154ZM159 83H161L160 80H159ZM198 83H199V82H197V85H198ZM210 83H212V80H211ZM216 83L218 84V82H216ZM216 83H214V84H216ZM222 83H223V82H221V84H222ZM229 83H230V82H229ZM229 83H228V84H229ZM252 83H253V82H252ZM184 84H186V83H184ZM184 84H183V85H184ZM188 84H186V85H188ZM214 84H213V87H214ZM217 84H216V87L219 86V85H217ZM221 84H220V85H221ZM223 84H224V83H223ZM247 84H248V83H247ZM255 84H257V83H255ZM144 85H145V84H144ZM155 85H156V83H155ZM159 85H160V84H159ZM159 85H158V86H159ZM164 85H166V84H164ZM164 85L162 84V87H163ZM186 85H185V87H186ZM195 85H196V84H195ZM195 85H194L192 88H195ZM207 85H208V84H207ZM248 85H249L250 90H251V89H252L251 86H253V84H250V83H249ZM113 86H114V85H113ZM113 86H112V87H113ZM116 86H117V85H115V87H116ZM149 86H150V85H149ZM149 86H147L148 89H146V90H150V93H151V92L153 91L152 89H153L154 87H149ZM158 86H156V87H158ZM209 86H210V85H208V87H209ZM223 86H224V85H223ZM245 86L248 87L246 84H245ZM164 87H165V86H164ZM185 87H184V86L182 87V91H183V92L187 91V90H185V89H187V88H185ZM211 87H212V85H211ZM226 87H228V86H226ZM226 87H225V88H226ZM101 88H103V86H102ZM145 88H146V86H145ZM166 88H167V87H166ZM183 88H185V89H184L185 91L183 90ZM204 88L206 89L207 87L204 86L203 89H204ZM217 88L221 89L222 87H217ZM217 88H216L215 90H218ZM225 88H224V89H225ZM228 88H229V87H228ZM110 89H111V88H110ZM115 89H117V88H115ZM139 89H140V88H139ZM155 89L157 90L158 88H155ZM188 89H189V88H188ZM190 89H191V87H190ZM190 89H189V92H190ZM201 89H202V88H201ZM208 89H211V88H208ZM208 89H206L207 92H208ZM236 89H237V88H236ZM236 89L232 88L233 93H232V90L229 89V90L231 91V96H234V95H235V94H234V90H236ZM253 89H254V88H253ZM32 90H33V89H32ZM32 90H30V92H34V90H33V91H32ZM105 90L107 91V89H105ZM108 90H109V88H108ZM111 90H112V89H111ZM144 90H145V89H144ZM160 90L162 91V88H161ZM164 90H166V89H164ZM192 90H193V89H192ZM225 90H227V89H225ZM238 90H239V89H238ZM238 90H237V92H238ZM28 91H29V90H28ZM112 91H114V88H113ZM116 91H117V90H115L114 92H116ZM182 91H180V92H182ZM204 91H205V90H204ZM206 91H205V92H206ZM210 91H211V90H210ZM210 91H209V92H210ZM212 91H214V88H212ZM218 91H219V90H218ZM230 91H229V92H230ZM102 92H103V91H102ZM108 92H110V90H109ZM139 92H140V91H139ZM143 92H144V91H143ZM145 92H146V91H145ZM145 92H144V93H145ZM163 92H165V91H163ZM189 92H188V93H189ZM194 92H195V91H194ZM207 92H206V94H207ZM216 92H217V91H216ZM216 92H215V93H216ZM221 92H222V91H221ZM221 92H220V93H221ZM225 92H226V91H225ZM227 92H228V90H227ZM229 92H228V93H229ZM104 93H106V92H104ZM134 93H135V92H134ZM146 93H147V92H146ZM157 93H158V91H157ZM157 93H156V92H155V93L153 92V94H157ZM159 93H160V92H159ZM161 93H162V92H161ZM166 93H167V92H166ZM191 93H192V92H191ZM201 93H203V92H201ZM210 93H211V92H210ZM210 93H208V94L212 96V94H210ZM217 93H218V92H217ZM220 93H219V94H220ZM235 93H236V92H235ZM242 93H243V92H242ZM31 94H33V93H31ZM98 94H99V93H98ZM106 94H107V93H106ZM109 94H111V93H109ZM114 94H115V93H114ZM114 94H112V95H114ZM136 94H137V93H136ZM148 94H149V92H148ZM172 94H173V92H172ZM176 94H177V92H176ZM196 94H197V93H196ZM203 94H204V93H203ZM206 94H204V95L206 96ZM213 94H214V92H213ZM224 94H225V96L227 95V93H223V92H222L221 96H223ZM232 94H234V95H232ZM237 94H238V93H237ZM237 94H236V95H237ZM239 94H240V91H239ZM28 95H29V94H28ZM34 95H35V94H34ZM112 95L109 96V97L112 98V97H113ZM149 95H150V94H149ZM151 95H152V94H151ZM151 95H150V96H151ZM157 95H158V94H157ZM168 95H169V94H168ZM178 95H179V94H178ZM190 95H191V94H190ZM190 95H189V98H190ZM201 95H202V94H201ZM201 95H200V96H201ZM204 95H202V96H203V98L201 97L202 99L200 98L201 100H204V97H205ZM229 95H230V94H229ZM30 96H31V95H30ZM142 96H143V95H142ZM150 96H149V97H150ZM197 96L199 97V95H197ZM215 96H216V95H215ZM219 96H220V95H219ZM78 97H79V96H78ZM133 97H134V96H133ZM153 97H154V96H153ZM155 97L158 98V96H155ZM164 97H166V96H164ZM164 97H163V98H164ZM167 97H170V96H167ZM167 97H166V99H167ZM173 97H174V96H173ZM186 97H187V96H186ZM228 97H229V96L227 95V96H226V99H227V100L229 99ZM234 97H235V96H234ZM234 97H232V98H234ZM238 97L241 99V96H238ZM145 98H146V97H145ZM147 98H148V97H147ZM163 98H162V99H163ZM176 98H177V97H176ZM193 98H194V97H193ZM196 98H197V97H196ZM206 98H208V97L206 96ZM209 98H210V97H209ZM209 98H208V99H209ZM29 99H30V97H29ZM29 99H28V97H27L26 100H29ZM78 99H79V98H78ZM131 99H133V98H131ZM137 99H138V102L140 103V99H141V98L139 99V98L137 97ZM153 99H154V98H153ZM153 99H152V100H153ZM164 99H165V98H164ZM164 99H163V100H164ZM166 99H165V100H166ZM170 99H172V98L170 97ZM174 99H175V97H174ZM210 99H211V98H210ZM218 99H220V98L218 97L217 100H215V102L218 101ZM240 99H238V100H240ZM242 99H243V98H242ZM30 100H32V99H30ZM33 100H34V99H33ZM33 100H32V101H33ZM85 100H86V99H85ZM134 100H135V99H134ZM145 100H146V99H144V101H145ZM148 100H150V99L148 98ZM148 100H146V101H148ZM154 100L156 101V99H154ZM178 100H179V98H178ZM194 100H195V98L193 99V101H194ZM223 100H224V97H223V99H221V101H223ZM231 100H232V99L230 98V101H231ZM234 100H235V98H234ZM236 100H237V98H236ZM238 100H237V101H238ZM141 101L144 102L143 100H141ZM161 101H162V100H161ZM167 101H169V100H167ZM174 101H175V100H174ZM176 101H177V100H176ZM176 101H175V102H176ZM196 101H197V99H196ZM198 101H200V100L198 99ZM198 101H197V102H198ZM206 101H207V100H206ZM225 101H226V100H225ZM225 101H223V102H224V103H227L229 100L226 101V102H225ZM230 101H229V102H230ZM237 101H236V102H237ZM28 102H29V101H27V103H28ZM30 102H31V101H30ZM142 102H141V103H142ZM165 102H166V101H165ZM165 102L163 101V102H160V103L162 104V103H165ZM191 102H192V100H191ZM194 102H195V101H194ZM194 102H193L192 104H194ZM207 102L210 103L209 100H208ZM219 102H220V101H219ZM219 102H218V105L220 106V103H219ZM240 102H242V100H241ZM23 103H24V102H23ZM32 103H34V102H32ZM32 103H31V105H32ZM88 103H89V102H88ZM116 103H117V102H116ZM125 103H126V102H125ZM125 103H124V106H125ZM132 103H133V102H132ZM141 103H140V104H141ZM145 103H146V102H144V104H145ZM153 103H155V102L153 101ZM158 103H159V102H158ZM176 103H177V105H178V102H176ZM187 103H188V101L183 100V101H181V102L179 103V105L177 106V105H175V103L171 102V104H174L173 106H176L177 108H179V111H180V109L183 110L182 108H183ZM201 103H203V102H201ZM205 103H206V102H205ZM205 103H204V104H205ZM211 103H214V102L212 101ZM211 103H210L209 105H210V106H211V105L213 106V104H211ZM216 103H217V102H216ZM221 103H222V102H221ZM231 103H232V102H231ZM25 104H26V102H25ZM25 104H24V105H25ZM39 104H40V103H39ZM122 104H123V103H122ZM144 104H143V105H144ZM165 104H166V103H165ZM165 104H164V107H165ZM171 104H170V106H171ZM188 104H189V103H188ZM190 104H191V103H190ZM190 104L188 105V108H189V106H191ZM195 104H196V103H195ZM195 104H194V105H195ZM207 104H208V103H207ZM228 104H229L230 107L232 108L231 104H230V103H228ZM20 105H21V103H20ZM24 105H23V107H24ZM29 105H30V104H29ZM43 105H44V104H43ZM137 105H138V104H137ZM151 105H152V101H151ZM154 105H156V104H154ZM167 105H168V104H167ZM196 105H197V104H196ZM196 105H195V106H196ZM209 105H206L208 110L205 109V108H203V109H201V111H202V110H207V111L211 110V108L209 109V107H210ZM215 105H216V104H214V106H215ZM218 105H217V106H218ZM224 105H225V104H223V106H224ZM232 105H233V104H232ZM237 105H239V104L237 103ZM18 106H19V105H18ZM27 106H28V105H27ZM38 106H39V105H38ZM139 106H140V105H139ZM139 106H138V107H139ZM144 106H145V105H144ZM158 106H160V104H158ZM158 106H157V107H158ZM162 106H163V104H162ZM170 106H167V107H170ZM217 106L214 107V108H215V109H217V108H219V109L221 108V109H222V108H223V107H217ZM221 106H222V105H221ZM233 106H234V105H233ZM235 106H236V104H235ZM20 107H21V106H20ZM23 107H21L20 110L23 109ZM33 107H34V106H33ZM36 107H37V106H36ZM40 107H41V105H40ZM40 107H39V108H40ZM44 107H46V106H44ZM92 107H93V106H92ZM126 107H127V106H126ZM136 107H137V106H136ZM140 107L142 108V106H140ZM186 107H187V106H186ZM192 107H194V106L192 105ZM203 107H204V106H203ZM226 107H227V106H226ZM34 108H35V107H34ZM39 108H35L34 113H37V112H35V111H36V109H39ZM141 108H140V109H141ZM155 108H156V107H155ZM160 108L162 109V107H160ZM160 108H157V109H160ZM170 108H171V107H170ZM173 108L175 109V107H173ZM173 108H171V110H173ZM214 108H212V109H214ZM224 108H225V107H224ZM227 108H228V107H227ZM236 108H237V106H236L235 108H233L232 110H234V109H236ZM24 109H27V108H24ZM29 109H31V106H28V110H29ZM32 109H33V108H32ZM41 109H42V108H40V111H41ZM44 109H46V108H44ZM168 109H169V108H168ZM168 109L166 108V110H168ZM186 109H187V108H186ZM215 109H214V110H215ZM221 109H220V110H221ZM17 110H18V109H17ZM28 110H27V112H28ZM143 110H144V109H143ZM162 110H163V109H162ZM171 110H170V111H171ZM175 110L178 111L177 109H175ZM190 110H191V109H190ZM190 110H189V111H190ZM214 110H212V112H211V111H210V112H211V113H214ZM224 110H226V109H224ZM228 110H229V109H228ZM23 111H24V110H23ZM218 111H219V110H218ZM226 111H227V110H226ZM230 111H231V110H229V114L231 113ZM20 112H22V110H21ZM20 112H18V113H20ZM30 112H31V111H30ZM162 112L165 113V109H164V111H162ZM171 112H174V110L171 111ZM180 112H182V111H180ZM203 112H204V111H203ZM215 112L217 113L216 110H215ZM222 112H223V111H222ZM227 112H228V111H227ZM227 112H226V113H227ZM233 112L235 113V110H234ZM233 112H232V113H233ZM23 113H24V112H23ZM34 113L32 112V114H34ZM60 113H61V112H60ZM168 113H169V110H168ZM205 113H206V111H205ZM219 113H220V112H219ZM232 113L230 114L231 116L233 115ZM20 114H22V113H20ZM27 114H28V113H27ZM41 114H42V113H41ZM171 114H172V113H170L169 116H170ZM178 114H179V113H178ZM209 114H210V113H209ZM217 114H218V113H217ZM217 114H216V115H217ZM222 114H225V113H222ZM222 114L220 115V117L222 116ZM229 114H228V116H229ZM18 115H19V114H17V116H18ZM30 115H31V114H30ZM157 115H158V114H157ZM157 115H156V117H158ZM162 115H163V113H161V116H162ZM166 115H168V114H166ZM174 115H175V114H174ZM207 115H208V114H207ZM214 115H215V113H214ZM226 115H227V114H226ZM226 115H225V119H226ZM161 116H160V117H161ZM163 116H164V115H163ZM163 116H162V117H163ZM217 116H218V115H217ZM231 116H230V117H231ZM245 116H246V115H245ZM19 117H22V115L19 116ZM19 117H17V118H19ZM25 117H26V114H25ZM29 117H30V116H28V118H29ZM32 117H33V116H32ZM32 117H31V118H32ZM60 117H61V115H60ZM65 117H66V116H65ZM144 117H145V116H144ZM146 117H147V116H146ZM149 117H150V116H149ZM156 117H155V118H156ZM205 117H206V116L203 115V118H205ZM213 117H214V116H212L211 118H213ZM215 117H216V116H215ZM223 117H224V116H222L221 118H223ZM230 117H229V118H230ZM26 118H27V117H26ZM31 118H30V119H31ZM63 118H64V117H62V120H63ZM140 118H141V117H140ZM164 118H166V117H164ZM167 118H168V117H167ZM179 118H180V117H179ZM207 118H208V119H206L205 121H207V120L209 121V119H211V118H209L208 116H207ZM221 118H220V120H221ZM30 119H29V120H30ZM34 119H36V118H34ZM158 119H159V118H158ZM158 119H157V120H158ZM216 119H217V118H216ZM218 119H219V118H218ZM17 120H18V119H17ZM19 120H20V118H19ZM19 120H18V121H19ZM26 120H27V119H26ZM32 120H33V119H32ZM60 120H61V119H60ZM64 120H65V119H64ZM64 120H63V121H64ZM155 120H156V119H155ZM157 120H156V121H157ZM161 120H162V119H161ZM166 120H167V119H164V122H166ZM170 120H171V119H170ZM173 120H174V119H173ZM212 120H213V119H211V121H212ZM220 120H219V121H220ZM228 120H229V119H228ZM228 120H227V121H228ZM231 120H232V119H231ZM20 121H21V120H20ZM40 121H41V120H40ZM182 121H183V120H182ZM205 121H204L203 123H205ZM208 121H207V123L210 122V121H209V122H208ZM213 121H214V120H213ZM219 121H217L218 124H220ZM222 121H225V120H222ZM227 121H226V122H227ZM12 122H13V121H12ZM33 122H35V121H33ZM33 122H32V123H33ZM64 122H65V121H64ZM162 122H163V121H162ZM162 122H160V123H162ZM164 122H163V124H164ZM193 122H194V123H197L196 119H195V121L193 120ZM214 122H215V124H216V121H214ZM214 122H213V123H214ZM226 122H223V123H226ZM59 123L61 124V122H59ZM62 123H63V122H62ZM156 123H157V122H155V124H156ZM194 123H193V124H194ZM203 123H202V124H203ZM213 123H212V124H213ZM221 123H222V122H221ZM34 124H35V123H34ZM155 124H153V125H155ZM165 124H166V123H165ZM167 124H168V123H167ZM179 124H180V123H179ZM193 124L191 123V125H193ZM205 124H206V123H205ZM205 124H204V125H205ZM215 124L213 125V127L215 126ZM218 124H217V125H218ZM226 124H227V123H226ZM226 124H225L224 126L221 124V125H222V126H220L221 129L219 128L220 131L222 130V133H223V129H222L223 127L225 128V129H224L225 131L227 130V128L225 127ZM229 124H230V123H229ZM229 124H227V125L229 126ZM156 125H157V124H156ZM176 125H177V124H176ZM191 125H189V127H190ZM195 125H196V124H195ZM161 126H162V125H161ZM193 126H194V125H193ZM201 126H203V125H201ZM201 126H198V127L195 126V127H197L196 129H198V128L201 127ZM29 127H30V126H29ZM98 127H99V126H98ZM140 127H141V126H140ZM156 127H157V126H156ZM165 127H166V125H165ZM180 127H181V126H180ZM191 127H192V126H191ZM215 127H216V126H215ZM215 127H214V128H215ZM218 127H219V125H218ZM102 128H103V127H102ZM102 128H101V129L96 128L95 132H93V133L97 136V138H101L100 141H99V140H98V141L96 140V141H97V144H98V142H101L100 144L106 142V141H107V138H108L106 134H108V135L110 134V133H108V132L106 133V130H104V129H102ZM115 128H116V127H115ZM162 128H163V127H162ZM202 128H203V127H202ZM209 128H210V127H209ZM230 128H231V127H230ZM159 129H160V128H159ZM200 129H201V128H200ZM217 129H218V128H217ZM231 129H232V128H231ZM231 129H230V130H231ZM25 130H26V129H25ZM53 130H54V129H53ZM146 130H147V129H146ZM186 130H187V129H186ZM190 130H191V131H192V130L194 131L195 129H194V128H193V129L191 128ZM190 130H188V135L192 134V133H189ZM201 130H202V129H201ZM208 130H209V129H208ZM208 130L206 129V130H204V131L207 132ZM210 130H214V129H210ZM215 130H216V128H215ZM219 130H218V131H219ZM230 130H229V131H230ZM107 131H108V129H107ZM174 131H176V130H174ZM179 131H180V130L178 129V132H179ZM195 131H196V130H195ZM202 131H203V130H202ZM218 131L216 130V132H218ZM232 131H233V129H232ZM234 131H235V130H234ZM109 132H112V130L109 131ZM172 132H173V131H172ZM176 132H177V131H176ZM176 132H174V133H176ZM183 132H184V131H183ZM183 132H181V134H183ZM186 132H187V131H186ZM213 132H214V131H213ZM226 132H228V130H227ZM235 132H236V131H235ZM105 133H106V134H105ZM115 133H116V132H115ZM115 133H114V134H115ZM160 133H161V132H160ZM210 133H211V131H210ZM210 133H209V134H210ZM214 133H215V132H214ZM218 133H220V132H218ZM229 133H231V131H230ZM91 134H92V133H91ZM94 134H93V135H94ZM114 134H113V135H114ZM176 134H177V133H176ZM181 134H180V136H181ZM200 134H201V135H202V134H205V135H206V134H208V133H204V132H203V133H200ZM223 134H224V133H223ZM227 134H228V133H227ZM88 135H89V134H88ZM111 135H112V134H111ZM141 135H142V134H141ZM151 135H152V134H151ZM178 135H179V134H178ZM185 135H187V133H185ZM185 135H184V136H181V137H184V138H183L184 141L186 140L185 138L188 137V135H187V137H185ZM201 135H200V136H201ZM205 135H204V136H205ZM210 135H211V134H210ZM215 135H216V133H215ZM217 135H218V134H217ZM217 135H216V136H217ZM228 135H229V134H228ZM231 135H232V134H231ZM173 136H174V135H173ZM173 136H172V137H173ZM175 136H176V135H175ZM175 136H174V137H175ZM180 136H179V137H180ZM204 136H203L202 138H203V140L206 141V139H204ZM206 136H207V135H206ZM206 136H205V137H206ZM216 136H215V139H214V140H215V142L217 141L216 143H218L219 139H221L222 136H221V134H220L221 137H219L218 140H216ZM218 136H219V135H218ZM232 136H233V135H232ZM232 136H231V137H232ZM163 137H164V136H163ZM169 137H170V135H169ZM172 137H171V138H172ZM76 138H78V137H76ZM93 138H94V137H93ZM142 138H143V136H142ZM207 138H208V137H207ZM43 139H44V138H43ZM61 139H62V138H61ZM70 139H71V138H70ZM78 139H79V138H78ZM95 139H96V138H95ZM95 139H94V140H95ZM168 139H170V138H168ZM172 139H173V138H172ZM174 139H175V138H174ZM209 139H211V137H210ZM79 140H81V139H79ZM109 140H112V139H111V136H110ZM113 140H114V139H113ZM188 140H189V139H188ZM203 140H202V142H203ZM3 141H4V140H3ZM7 141H8V140H7ZM7 141H5V143H6ZM14 141H15V140H14ZM67 141H68V140H67ZM67 141H66V142H67ZM70 141H71V140H70ZM116 141H117V143L119 142L118 140H116ZM166 141H168V140H166ZM175 141H176V140H175ZM179 141H181V140H179ZM199 141H200V140H199ZM205 141H204V142H205ZM208 141H209V140H208ZM208 141H207V142H208ZM18 142H20V141H18ZM74 142H75V141H74ZM82 142H83V141H82ZM82 142H81V144H83ZM114 142H115V140H114ZM187 142H188V141H187ZM189 142H190V141H189ZM200 142H201V141H200ZM202 142H201L200 145H202V144L204 143V142H203V143H202ZM207 142H205L206 145H207ZM209 142H210V141H209ZM219 142H220V141H219ZM263 142H264V141H263ZM12 143H14V142H12ZM12 143H11V144H12ZM112 143H113V142H112ZM115 143H116V142H115ZM176 143H179V142L177 141ZM181 143H182V141H181ZM197 143H199V142H197ZM210 143H211V142H210ZM15 144H16V143H14V145H15ZM76 144H78V143H76ZM79 144H80V143H79ZM79 144H78V146H79ZM84 144H86V143H84ZM84 144H83V146H82L83 149L85 148V147H84V146H85ZM179 144H180V143H179ZM188 144H189V143H188ZM12 145H13V144H12ZM17 145H18V143H17ZM17 145H16V146H17ZM74 145H75V143H74ZM130 145H131V144H130ZM134 145H137V144H134ZM195 145H196V144H195ZM200 145H197V147L200 146ZM203 145H205V144H203ZM203 145H202V146H203ZM208 145H209V144H208ZM211 145H213V144L211 143ZM258 145H259V144H257V146H258ZM260 145H261V147L264 146L263 144H260ZM260 145H259V146H260ZM3 146H4V144H3ZM3 146H2V147H3ZM75 146H77V145H75ZM97 146H98V145H97ZM99 146H101V145H99ZM99 146H98V147H99ZM102 146H103V145H102ZM128 146H129V145H128ZM131 146H132V145H131ZM181 146H182V145H181ZM202 146H201V147H202ZM213 146H214V145H213ZM224 146H225V145H224ZM259 146H258V147H259ZM0 147H1V146H0ZM14 147H15V146H14ZM14 147H13V148H14ZM72 147H73V146H72ZM114 147H115V146H114ZM176 147H177V146H176ZM188 147H189V146L186 147V151H187V150L189 151V149H187ZM203 147H204V146H203ZM207 147H208V149H209L210 145L207 146ZM222 147H223V146H222ZM258 147H257V148H258ZM13 148H12V149H13ZM89 148H90V147H89ZM91 148L93 149V147H91ZM107 148H108V147H107ZM111 148H113V147H111ZM132 148H133V147H132ZM173 148H174V147H173ZM184 148H185V147H184ZM193 148H194V147H193ZM216 148H217V147H216ZM223 148H225V147H223ZM83 149L79 148L78 150H83ZM86 149H88V147H87ZM86 149H84V152H85ZM94 149H96V148H94ZM109 149H110V148H109ZM114 149H115V148H114ZM129 149H130V148H129ZM208 149H207V151H209ZM212 149H213V148H212ZM217 149H220V148L218 147ZM232 149H233V148H232ZM110 150H111V149H110ZM183 150H185V149H183ZM183 150H182V152H183ZM201 150H203V149H201ZM204 150H206V148H204ZM204 150H203V151H204ZM214 150H215V148H214ZM220 150H222V149H220ZM86 151H87V150H86ZM108 151H109V150H108ZM108 151H107V153H106V151H105L106 156L109 155V154L111 153V152H109V154H108ZM114 151H116V150H114ZM125 151H127V149H125ZM128 151H129V150H128ZM190 151H191V150H190ZM78 152H79V151H78ZM78 152H77V154H79ZM87 152H88V153H91V152L93 153L92 150H91V151H87ZM87 152H85V153H87ZM94 152H96V150H94ZM123 152H124V151H123ZM129 152H130V151H129ZM129 152H126V153L129 154ZM199 152L202 153L200 150H199ZM205 152H206V151H205ZM210 152H212V151H210ZM217 152H218V150H217ZM221 152H222V151H221ZM229 152H230V151H229ZM81 153H83V152H81ZM81 153H80V155H81ZM88 153H87V154H88ZM116 153H117V151H116ZM120 153H122V152H120ZM184 153H186V152H184ZM184 153H183V154H184ZM187 153H188V152H187ZM218 153H220V152H218ZM218 153H217V154H218ZM87 154H84V155H87ZM93 154H95V153H93ZM93 154H91L90 156H92ZM96 154H97V152H96ZM117 154H118V153H117ZM183 154H182V155H183ZM212 154H214V151L212 152ZM217 154L215 153L214 155L216 156ZM225 154H226V153H225ZM104 155H105V154H104ZM124 155H125V152H124ZM185 155H187V154H185ZM70 156H71V155H70ZM78 156H79V155H78ZM78 156H77V157H78ZM82 156H83V155H82ZM90 156H89V157H90ZM95 156H98V154L95 155ZM95 156H93V157H95ZM115 156H116V155H115ZM117 156H118V155H117ZM215 156H214L213 158H215ZM220 156H221V155H220ZM220 156H219V157H220ZM87 157H88V155L86 156V159H87ZM89 157H88V158H89ZM99 157H103V156H99ZM119 157H120V156H119ZM126 157H127V156H126ZM184 157H187V158H188V155H187V156H184V155H183V158H184ZM192 157H193V156H192ZM84 158H85V157H83V159H84ZM90 158H91V157H90ZM90 158H89V159H90ZM104 158H105V156H104ZM128 158H129V156H128ZM128 158H127V159H128ZM221 158H222V157H221ZM69 159H70V157H69ZM76 159H77V158H76ZM78 159H79V157H78ZM81 159H82V158H81ZM83 159H82V160H83ZM93 159H94V158H93ZM100 159H101L100 161H103L102 163L96 161V160H98L97 157H96V160H94L95 162H92L93 160H91V163H88V167L84 170V172H83V176L81 177V178H83V179H84V178H85V179L88 178V180H86V181H87L86 183H84L83 185L81 184L80 186H78V184H75V183H76V180L78 181V179L74 180L75 183H74V184H70V186H71L70 189H67V190L65 191V188H64V191L62 190V191H63V192H62L63 197H62V195L60 194V198H59L60 200L58 199L59 201H58L57 204L60 205V206H61V204H63V203H64L63 206H65V204L68 203V202H70V201H71V202H73V201H77V203L75 202L76 204H74L75 206L71 203L72 206H74L73 208L71 207V208H72V214L69 215V213L71 212L70 210H69L70 212L67 213V214L69 215V217L71 216L70 219H69V218H66V214H65V217H64V218H66V220L68 219V221L70 220L69 223H68L69 225H67L68 227H66V228L64 227V228H65V229L63 228L64 230H63L61 227H59V229L61 228V229L63 230V232H62V230H59V231H58V233L61 231L60 234H61V236H62V237H61V236L59 235V237H61L62 239H65V240H66L67 238L70 237L69 239H70V241L73 240V241H71V242L73 243L74 240H75V238L73 239V237H72V233H73V231H72L73 228H72V227H75V228L77 229V227L79 226L78 229L81 228V229H80V232H79L78 229H77L79 235H78L77 232H75V233H77V234L74 233L75 235H78V237L76 238V243H74L73 245H75V244L78 245V244L80 243V244L78 245V247L75 245V246H76V252H75L74 254H69L70 256H68V255L66 254V253H68V252H66L65 254L67 255L66 257H68V258L64 257V259L66 258V261L63 262V263L61 262L62 264H100V263L103 261V259H104V260L107 259V261H106V260H105V261L108 262L109 259H108L107 256L111 255V256L109 257V258H111V257H113V255L117 254L118 251L115 253V251H116V249H117V247H116L117 245L120 247V246H126L127 244H128V245L130 244V246H128V247L126 246V247H127L126 251L124 250L123 253H119V252H118L119 255H118V257L116 256L117 259L115 260V262L117 261L118 264H120V261L123 259V257H125V258L128 257V256H124V255H125L126 253H129V251L132 252L133 255H135V253H137V238H138L137 236H138L139 233H140V232H139L138 235H137V232H138V230H139V228H140V227H139L140 224H137V222H139V223L142 222L144 217L142 218V220L139 219L140 221H137L138 217H136V215L133 214L134 212H132V209H131V208H132L131 205H135L137 202L135 201L136 203H135V204H132V203L130 202V199H129V202H130V203H129L128 200H127V199H128V196H126V200H125V202L127 201L128 203H127V202H126V203L124 202L125 205H124V207H123L122 209H120V208L118 209V207H119V206H118V202H117V204H116V202H115L114 204H116L115 206H116L117 210H116V208L114 207V205H113V208L117 211V213H115V214H111V215H108V211H109V209H110V207H111V206H110V205H111V202H114V200H113V199H114V193H116V192H114V190H116V189L118 190L119 187L114 188V187H115L114 184H113L114 186H113V185L111 186V184H112V183H111L112 180H110L109 183H111V184L109 185V183H107V180H106V179H107V178H111V177H108V174H109V176H110L111 171L114 170V169H111L110 167H111V164L114 165L116 161H114L113 163H110V167H109V169H110V173H109V169H105V168H106L105 165H104V169H103V167H102V169H101V164H102V166H103V164H104V160H102V158H100ZM106 159H107V158H105V161H106ZM115 159H117V157H115ZM115 159H114V160H115ZM124 159H125V158H124ZM79 160H80V159H79ZM79 160H76L77 163H78ZM110 160H111V159H110ZM112 160H113V159H112ZM119 160L121 161V159H119ZM222 160H223V159H222ZM74 161H75V160H74ZM124 161H125V160H124ZM223 161H224V160H223ZM6 162H7V161H6ZM80 162H82V161H80ZM83 162H87V160H86V161L83 160ZM83 162H82V163H83ZM117 162H118V161H117ZM201 162H202V161H201ZM217 162L219 163V161H217ZM221 162H222V161H221ZM72 163H73V162H72ZM100 163H101V164H100ZM105 163H106V162H105ZM107 163H108V162H107ZM123 163H124V162H123ZM222 163H224V162H222ZM260 163H261V165H260L261 168H260V167H259V168L262 169V172H263V171H264V159H263V161H261ZM89 164H90V165H89ZM118 164H120V163H118ZM215 164H217V163H215ZM79 165H80V164H79ZM84 165H85V166H84ZM86 165H87V164H83L84 168L86 167ZM106 165H108V164H106ZM183 165H184V164H183ZM77 166H78V164L75 165V167H77ZM80 166H82V165H80ZM114 166H115V165H114ZM120 166H121V165H120ZM188 166H189V165H188ZM222 166H223V165L221 164V167H222ZM219 167H220V166H219ZM118 168H119V167H118ZM118 168H116V169L118 170ZM222 168H223V167H222ZM116 169H115V172L117 171ZM120 169H121V168H120ZM120 169H119V171H120ZM68 170H69V169H68ZM78 170H79V169H77V171H78ZM98 170H100L101 172L98 171ZM121 170H122V169H121ZM82 171H83V168H82V170H81V173H82ZM97 171L100 172L98 175L95 174V173H97ZM256 171H257L256 174H258V170H256ZM57 172H58V170H57ZM115 172H114V173H115ZM253 172H254V171H252V173H253ZM259 172H260V171H259ZM75 174H76V173H75ZM77 174H78V173H77ZM116 174H117V172H116ZM119 174H120V173H119ZM134 174H135V173H134ZM256 174H255V176H256ZM53 175H54V174H53ZM60 175H61V174H60ZM111 175H112V174H111ZM114 175H115V174H114ZM253 175H254V173H253L251 176H253ZM259 175H260V174H259ZM70 176H71V175H70ZM116 176H119V175H116ZM255 176H253V177H255ZM56 177H57V176H56ZM178 177H179V176H178ZM261 177H263V176H261ZM77 178H78V176H77ZM116 178H117V177H116ZM259 178H260V177H259ZM118 179H119V177L117 178V180H118ZM176 179H177V178H176ZM57 180H58V179H57ZM254 180H256V179L254 178ZM83 181H84V180H83ZM104 181H105V182H104ZM113 181H114V180H113ZM118 181H119V180H118ZM246 181H247V180H246ZM248 181H252V178H250V180H248ZM258 181H260V183H261V179L258 180ZM258 181L256 180V182H258ZM262 181H264V178L262 179ZM49 182H50V181H49ZM123 182H124V181H123ZM125 182H127V180H125ZM125 182H124V183H125ZM132 182H133V181H131V183H132ZM256 182H255V183H256ZM72 183H73V180H72ZM79 183H80V180H79ZM104 183H106L109 187L111 186V188L108 189V192H106L107 190L104 191L105 193H104V196H103V197H104V199H103V204H102V205L100 204V205H101V207L99 208L100 210L98 209L99 205H97V210H95L94 212L91 213L90 211H93V210H89L90 208L87 209V207H91V209H93V207H94L93 204H94V203L92 204L93 207H92V205H91V206H87V204L90 203V202H92V201H91V200H92V196H93L95 193L100 192L99 194H101V193L103 194V190H102V188H103ZM115 183H116V181H115ZM140 183H141V182H140ZM248 183H249V182H248ZM248 183H247V184H248ZM253 183H254V182H253ZM255 183H254V188H253L254 191H255V190H258V191H259V190H260V193L264 195V183H261V184H260L259 182H258L259 184H258V183L255 184ZM117 184H119V183H117ZM125 184H126V183H125ZM134 184H135V183H134ZM197 184H198V183H197ZM241 184H242V183H241ZM251 184H252V183H251ZM67 185H68V184H67ZM72 185H74V186L72 187ZM119 185H120V184H119ZM129 185H131V184H129ZM132 185H133V183H132ZM243 185H244V182H243ZM243 185H241V186H243ZM56 186H57V185H56ZM116 186H118V185H116ZM133 186H134V185H133ZM135 186H136V185H135ZM244 186H246V185H244ZM250 186L253 187V184L250 185ZM48 187H49V186H48ZM66 187H68V186H66ZM129 187H130V186H129ZM129 187H128V188H129ZM136 187H137V186H136ZM238 187H239V186H238ZM238 187H237V188H238ZM252 187H249V185H247V186H246V189H247V188L250 189V188H252ZM54 188H55V187H54ZM105 188L107 189V187H105ZM105 188H104V190H105ZM121 188H122V186H121ZM133 188H134V187H133ZM202 188H203V187H202ZM240 188H241V187H239L238 189H240ZM256 188H257V189H256ZM130 189L132 190V188H130ZM142 189H143V188H142ZM193 189H194V188H193ZM204 189H205V188H204ZM214 189H215V188H214ZM242 189H243V187H242ZM242 189H241V190H242ZM246 189H244V190H246ZM253 189H252V190H253ZM101 190H102V192H101ZM136 190H137V192L135 191V193H137L138 195H140L139 192H140L141 190L139 191L138 188H137ZM143 190H144V189H143ZM143 190H142V191H143ZM187 190H188V189H187ZM190 190H191V189H190ZM252 190L250 189V191H252ZM45 191H46V190H45ZM60 191H61V190H60ZM200 191H201V190H200ZM220 191H221V190H220ZM220 191H218V192L221 193ZM236 191H237V190H236ZM236 191H233V192L236 193ZM242 191H243V190H242ZM242 191H241V193L244 192L243 194L245 195V192H246V191H243V192H242ZM248 191H249V190H248ZM248 191H247V192H248ZM254 191L252 192L253 195H254V193H255ZM48 192H49V191H48ZM55 192H56V191H55ZM117 192H118V191H117ZM126 192H127V191H126ZM149 192H150V191H149ZM196 192H197V190H196ZM201 192H202V191H201ZM231 192H232V191H231ZM233 192H232V193H233ZM238 192H239V191H238ZM238 192H237V193H238ZM247 192H246V193H247ZM256 192H257V191H256ZM119 193H120V192H119ZM216 193H217V192H216ZM249 193H250V192H248V194H247V198H248ZM260 193H259V194H260ZM52 194H53V193H52ZM141 194H142V193H141ZM147 194H148V192H147ZM177 194H178V193H177ZM196 194H197V193H196ZM198 194H199V192H198ZM198 194H197V195H198ZM202 194H203V192H202ZM243 194H242V195H243ZM252 194H251V195H252ZM46 195H47V194H46ZM50 195H51V194H50ZM117 195H118V194H117ZM119 195H121V194H119ZM133 195H134V194H133ZM135 195H136V194H135ZM138 195H136V196H138ZM200 195H201V194H199L198 196H200ZM231 195H232V194L230 193V196H229V197H231ZM237 195H238V194H237ZM240 195H241V194L239 193L238 197H239ZM242 195H241V196H242ZM122 196H123V195H122ZM122 196H121V198H122ZM142 196H143V194H142ZM174 196H175V195H174ZM177 196H178V195H177ZM187 196H188V195H187ZM195 196H196V195H195ZM219 196H220V195H219ZM219 196H218V197H219ZM221 196H222V195H221ZM233 196H235V194H233ZM233 196H232V197H233ZM241 196H240V197H241ZM249 196H250V195H249ZM254 196H255V195H254ZM254 196H253V197H254ZM257 196H259V195H257ZM61 197H62V198H61ZM103 197H101L100 199H102ZM123 197H124V196H123ZM132 197H134V196H132ZM192 197H194V195H193ZM196 197H197V196H196ZM218 197H217V198H218ZM232 197H231V199H232ZM240 197H239V198H240ZM242 197H244V196H242ZM245 197H246V196H245ZM245 197H244V198H245ZM251 197H252V196H251ZM253 197L251 198V201H253V200H252ZM261 197H262V196H261ZM261 197H260V198H259V197H256V198H259V199H257L256 201H258V200L260 201ZM52 198H53V197H52ZM130 198H131V197H130ZM139 198H140V197H139ZM194 198H195V197H194ZM215 198H216V197H215ZM224 198H227V201L230 202V200H228V197L224 196ZM239 198H238V199H239ZM244 198H242V203H243L244 201H246V200H244ZM256 198H255V199H256ZM118 199H119V197H118ZM135 199H136V198H135ZM135 199H134V200H135ZM184 199H185V198H184ZM235 199H236V198H234V200H235ZM240 199H241V198H240ZM240 199L238 200L237 203H239V201H241ZM248 199H249V198H248ZM45 200H46V199H45ZM115 200L117 201L116 196H115ZM119 200H121V199H119ZM132 200H133V198H132ZM132 200H131V201H132ZM134 200H133L132 202H134ZM217 200H218V199H217ZM236 200H237V199H236ZM236 200H235V201H236ZM243 200H244V201H243ZM39 201H40V200H39ZM123 201H124V200L122 199V202H123ZM185 201H186V200H185ZM215 201H216V199H215ZM221 201L223 202V200H221ZM224 201H225V200H224ZM227 201H226V202H227ZM251 201H249V206H251V205H252L251 203H253V202H251ZM261 201H263V200H261ZM53 202H54V200H53ZM56 202H57V201H56ZM99 202H100V201H99ZM120 202H121V201H120ZM207 202H208V201H207ZM228 202H227V203H228ZM254 202H255V201H254ZM124 203H123V204H124ZM216 203H217V202H216ZM227 203H225V202H224V203H221V206H222V205L226 206L227 208H225V207H224V208L228 210V207L230 208V207L232 206V204L230 203L231 205H229V203H228V204H227ZM232 203H233V202H232ZM237 203L235 202V204H236L237 206L241 204V203H240V204H237ZM247 203H248V202H247ZM247 203H245V204L247 205ZM260 203H261V205H262V202H260ZM260 203H259V205H260ZM263 203H264V202H263ZM27 204H28V203H27ZM42 204H43V203H42ZM57 204H56L55 206H57ZM112 204H113V203H112ZM175 204H176V203H175ZM214 204H215V203H212L211 205H214ZM245 204H244V206H245ZM250 204H251V205H250ZM253 204H254V203H253ZM256 204H257V203H256ZM29 205H30V204H29ZM44 205H45V204H44ZM67 205H68V204H67ZM69 205H70V204H69ZM88 205H89V204H88ZM120 205H121V203H120ZM160 205H161V204H160ZM168 205H169V204H168ZM187 205H188V204H187ZM207 205H208V204H207ZM259 205L257 204L256 206H259ZM55 206H50V207H54V208H56ZM60 206H59V207H60ZM95 206H96V202H95ZM117 206H118V207H117ZM138 206L140 207V204H139ZM141 206H142V204H141ZM185 206H186V205H185ZM217 206H219V204H218ZM234 206H235V205H234ZM241 206H242V204H241ZM241 206H240V207H241ZM11 207H12V206H11ZM120 207H121V206H120ZM130 207H131V208H130ZM142 207H143V206H142ZM142 207H141V208H142ZM165 207H168V206H165ZM211 207H214V206H210V209H211ZM215 207H216V206H215ZM253 207L255 208V204L253 205ZM253 207H252V208H253ZM260 207H261V206H260ZM263 207H264V204H263ZM30 208H31V207H30ZM40 208H41V207H40ZM48 208H49V207H48ZM48 208H47V209H48ZM111 208H112V207H111ZM133 208H134V206H133ZM219 208H221V207L219 206ZM222 208H223V206H222ZM238 208H239V207H238ZM241 208H242V207H241ZM256 208H259V207H256ZM20 209H21V208H20ZM42 209H43V208H42ZM47 209H46V211L43 209L44 212L41 211L40 213H39V211H38L37 214H34V213H33L34 211H33L32 214H31V216H30V214L28 213V214H29L28 216H30V218H28V220H30L29 222L32 223L31 226H32V225H34V226H35V225H38V224L44 222L46 219H49V217H51L50 215H53L52 213H53L54 211H56L57 208L54 209V210H52L51 208H49L48 210H47ZM61 209H62V208H61ZM63 209H64V208H63ZM63 209H62V210H63ZM65 209H66V208H65ZM65 209H64V210H65ZM94 209H95V208H94ZM114 209H113V211H114ZM142 209H143V208H142ZM159 209H160V208H159ZM217 209H218V208H217ZM225 209H224V210H225ZM242 209H243V208H242ZM259 209H260V208H259ZM259 209H258V210H259ZM261 209H262V207H261ZM261 209H260V210H261ZM18 210H19V209H18ZM24 210H25V209H24ZM57 210H58V209H57ZM59 210H60V208H59ZM88 210H89V211H88ZM143 210H144V209H143ZM204 210H206V209H204ZM204 210H203V211H204ZM211 210H212V209H211ZM211 210H210V211H211ZM219 210H220V209H219ZM222 210H223V209H222ZM224 210L222 211L223 213H224ZM227 210L225 211L226 213H227ZM236 210H237V209H236ZM236 210L233 208L232 211L235 212ZM243 210H244V209H243ZM247 210H248V212H247ZM251 210H252V209H250V207L247 206V209H245V210L243 211V214H242V211H241V214H240L239 212H237V214H234V213L231 214V217H234V216L236 217V220H235V218L232 219V220H235V222L231 220V217H230V216H229V219H230L231 222H233V224L236 223L237 226H238V225H241V224H244L245 220H243V218H244L245 216H247V215L244 216V212H245V213L247 212V214L250 215V216L248 217V219L246 218L247 221L249 222V220L252 219V218H250L251 215H252V214L250 213ZM141 211H142V210H141ZM220 211H221V210H220ZM239 211H240V208H239ZM255 211H257V210H255ZM58 212H59V211H58ZM58 212H57V213H58ZM66 212H68V210H67ZM87 212H88V213H87ZM110 212H111V210H110ZM110 212H109V213H110ZM173 212H174V211H173ZM206 212H207V210H206ZM208 212H209V210H208ZM214 212H215V211H214ZM214 212H213V210H212V213H214ZM216 212H218V211H216ZM253 212H254V211H253ZM261 212H262V211H261ZM261 212H260V213H261ZM57 213L54 212V214H57ZM90 213H91V214H90ZM141 213H142V212H141ZM166 213H169V212H165V214H166ZM170 213H171V212H170ZM204 213H205V211H204ZM212 213H210V214L213 215ZM223 213H221V214H223ZM229 213H230V212H229ZM235 213H236V212H235ZM255 213H256V212H255ZM258 213H259V211H258ZM260 213H259V215L264 214V213H261V214H260ZM17 214H18V213H17ZM58 214H59V215L61 214V210H60V213H58ZM62 214H63V213H62ZM86 214L88 215L87 218H88L89 220H91V222L88 221V220H87V222H86V219H87V218H86V219H84L85 222H86V225L84 224V226H82V224H81L82 227H80V222H81L80 220H81V218H82V215L84 216V215H86ZM143 214L145 215V213H143ZM161 214H162V213H161ZM165 214H164V215H165ZM171 214H172V213H171ZM171 214H168V215L171 216ZM205 214H207V213H205ZM214 214H216V213H214ZM218 214H219V213H218ZM68 215H67V216H68ZM139 215H140V214H138V216H139ZM144 215H142V216H144ZM146 215H147V214H146ZM146 215H145V219H148V218H146ZM162 215H163V214H162ZM164 215L162 216V218L164 217ZM166 215H167V214H166ZM197 215H198V214H197ZM211 215H210V216H211ZM228 215H230V214H228ZM233 215H234V216H233ZM253 215H254V214H253ZM253 215H252V216H253ZM259 215H254V216H256V217L258 216V218H259ZM28 216H27V217H28ZM54 216H55V215H54ZM56 216H57V215H56ZM63 216H64V214H63ZM148 216H149V215H147V217H148ZM200 216H201V215H200ZM203 216H204V214H203ZM205 216H206V215H205ZM205 216H204V217H205ZM208 216H209V214H208ZM213 216H215V215H213ZM262 216H263V215H261L260 217H262ZM22 217H23V216H22ZM57 217H58V216H57ZM61 217H62V216H61ZM85 217H86V216H84L83 218H85ZM139 217H140V216H139ZM165 217H166V216H165ZM194 217H196V216H194ZM198 217H199V216H198ZM204 217H202V218H204ZM211 217H212V216H211ZM220 217H221V215L219 216V219H221ZM227 217H228V216L224 215V219L226 218L225 221L228 220ZM256 217H255V218H256ZM20 218H21V217H20ZM54 218H55V217H54ZM59 218H60V217H59ZM108 218H109V219H108ZM160 218H161V217H160ZM160 218H159V221H160ZM162 218H161V219H162ZM166 218H168V217H166ZM172 218H173V217H172ZM205 218H206V217H205ZM217 218H218V216H217ZM217 218H216V220H217ZM222 218H223V217H222ZM249 218H250V219H249ZM11 219H12V218H11ZM21 219H22V218H21ZM60 219H61V218H60ZM60 219H59V221H60ZM207 219H208V218H207ZM210 219H211V218H210ZM224 219H223V220H224ZM253 219H254V217H253ZM50 220H51L50 222L53 223V221H52L51 218H50ZM55 220H56V218H55ZM61 220H62V219H61ZM63 220H64V223H65V222H66L65 219H63ZM84 220H83V221H84ZM164 220L166 221V219H164ZM193 220H194V219H193ZM204 220H205V219H204ZM204 220H203V221H204ZM213 220H214V219H213ZM216 220H215V222H216ZM254 220H255L254 222H256L257 219H254ZM260 220H261V219H260ZM8 221H9V220H8ZM59 221H57L56 223L58 224ZM68 221H67V222H68ZM145 221H147V220H145ZM145 221H143V223L147 224ZM156 221H158V220H155V222H156ZM165 221H164V222H165ZM207 221H208V220H207ZM209 221H210V220H209ZM211 221H212V220H211ZM220 221H221V222H224V221H222V220H220ZM228 221H229V220H228ZM228 221H227V222H228ZM230 221H229L228 223H230ZM251 221H252V220H251ZM257 221H258V220H257ZM10 222H11V221H10ZM60 222H61V221H60ZM62 222H63V221H62ZM89 222H90V225L88 226L87 223H89ZM147 222H148V221H147ZM191 222H194V221H191ZM215 222H214V223H215ZM218 222H219V221H218ZM221 222H220L219 224L222 225L223 223H221ZM227 222H226V224H228ZM252 222H253V221H252ZM44 223H45V222H44ZM47 223H49V222H46L45 224H47ZM81 223H82V222H81ZM83 223H84V222H83ZM143 223H142V224H143ZM156 223H157V222H156ZM156 223H155V224H156ZM158 223H159V222H158ZM194 223H195V222H194ZM194 223H193V225H194ZM196 223L199 224L198 221H197ZM224 223H225V222H224ZM49 224H50V223H49ZM53 224H54V223H53ZM165 224H166V223H165ZM215 224H216V223H215ZM217 224H218V223H217ZM226 224H225V226H227ZM231 224H232V223H230V226H229V227H231ZM245 224H247V222H246ZM10 225H11V224H10ZM54 225H55V224H54ZM148 225H151V223L149 224V222H148ZM148 225H147V227H148ZM152 225H153V223H152ZM152 225H151L150 227H153V226H154V225H153V226H152ZM156 225H157V224H156ZM159 225H160V224H159ZM199 225H200V224H199ZM212 225H213V224H212ZM221 225H218V227L221 226ZM14 226H15V225H14ZM25 226H26V225H25ZM40 226L43 227L42 225H40ZM47 226H48V225H47ZM65 226H66V225H65ZM87 226H88V227H87ZM164 226H165V225H164ZM225 226H224V227H225ZM233 226H235V224H234ZM233 226H232V227H233ZM237 226H236V227H237ZM41 227H40L39 229H41ZM50 227H51V225H50ZM52 227H53V225H52ZM57 227H58V225H57ZM154 227H155V226H154ZM157 227H159V226H157ZM169 227H170V226H169ZM192 227H193V226H192ZM218 227H216V225H215V231H216V228H218ZM227 227H228V226H227ZM238 227L240 228V226H238ZM238 227H237V229H238ZM48 228H49V227H48ZM48 228H44V227H43V229H48ZM54 228H56V226H55ZM54 228H53V229H54ZM141 228H143V225H142ZM163 228H164V227H163ZM165 228H166V227H165ZM186 228H187V227H186ZM213 228H214V227H213ZM213 228H212V229H213ZM225 228H226V227H225ZM233 228L236 229L235 227H233ZM242 228H244V227H242ZM242 228H241V230H242ZM20 229H21V228H20ZM53 229H52V230H53ZM57 229H58V228H57ZM118 229H119V230H118ZM147 229H148V228H147ZM153 229H156V228H153ZM153 229H151V232H152V231H155V230H153ZM158 229H159V228H158ZM220 229H221V228H220ZM227 229H228V232H229V228H227ZM230 229H232V228H230ZM0 230H1V229H0ZM50 230H51V228H50ZM143 230H146V229L143 228ZM159 230H160V229H159ZM217 230H218V229H217ZM221 230H222V229H221ZM239 230H240V229H239ZM55 231H56V229H55ZM74 231H75V230H74ZM147 231H148V230H147ZM149 231H150V229H149ZM210 231H211V230H210ZM210 231H209V232H210ZM18 232H19V231H18ZM41 232H42V229H41ZM49 232H50V234H48V233L46 232V233L48 234V237H50L51 235H53L54 230H53L52 233H51V231H49ZM56 232H57V231H56ZM56 232H54V233L57 234ZM151 232H150V234L152 235ZM217 232H218V231H217ZM240 232H241V231H240ZM154 233H155V232H154ZM215 233H216V232H214V234H215ZM14 234H15V233H14ZM23 234H24V233H23ZM23 234H22V235H23ZM38 234H39V233H38ZM55 234H54V236H55ZM142 234H143V231H142ZM144 234H145V233H144ZM150 234H149V237L151 236ZM155 234H157V233H155ZM155 234H154V236H155ZM158 234L160 235V233H158ZM212 234H213V233H212ZM214 234H213V235H214ZM217 234H218V233H217ZM217 234H215V236H216ZM219 234H220V233H219ZM233 234H234V232L231 233V238H233V236H234ZM235 234H237V233H235ZM261 234H262V232L260 233V235H261ZM3 235H4V234H3ZM16 235H19V234H16ZM44 235H45V234H44ZM49 235H50V236H49ZM57 235H58V234H57ZM75 235H74V236H75ZM145 235H146V234H145ZM145 235H144V236L142 235V236L145 237ZM232 235H233V236H232ZM20 236H21V235H20ZM45 236H46V235H45ZM45 236H44V237H45ZM117 236H118V237H117ZM140 236H141V234H140ZM140 236H139V237H140ZM154 236H153V237H154ZM157 236H158V235H157ZM44 237H43V239H44ZM71 237H72V238H71ZM75 237H76V236H75ZM146 237H148V234H147ZM149 237H148V239L145 238L146 243H144L145 241H144V238H143V240H141V243H142V244H141L140 241H139L140 238H138V239H139L138 241H139V243H140V244H138V245H140L139 248H142L141 246H144V248H145L147 245L149 246V242H151V241L153 240V239H152L153 237L151 236L150 238H151L152 240L150 239L151 241H149ZM160 237H161V236H160ZM235 237H236V236H235ZM51 238H52V237H51ZM54 238H56V237H54ZM61 238H60V239H61ZM110 238H111V240H110V242L108 243L107 241H109ZM141 238H142V237H141ZM154 238H155V237H154ZM158 238H159V237H158ZM181 238H182V237H181ZM210 238H211V237H210ZM215 238H216V237H215ZM231 238H230V239H231ZM11 239H12V238H11ZM56 239H57V238H56ZM101 239H103L104 241H105L106 239H108V240L106 241L107 243H104L105 245L102 244L103 242H102V243H99V242L101 241ZM155 239H156V238H155ZM213 239H214V236H213ZM223 239H224V238H222V240H223ZM38 240H39V239H38ZM41 240H42V239H41ZM45 240H46V237H45ZM48 240H50V239H48ZM103 240H102V241H103ZM159 240H160V238H159ZM161 240H162V239H161ZM161 240H160V245L157 244L158 246H156L157 249H158V247H160V249L162 248V247H161V246H162L161 244H162L163 240H162V242H161ZM231 240H233V239H231ZM231 240H229V241L231 242ZM253 240H254V239H253ZM253 240H252V241H253ZM52 241H53V240H52ZM62 241H63V240H62ZM62 241L60 240L59 243H61ZM66 241H67V240H66ZM68 241H69V240H68ZM70 241H69V243H70ZM80 241H81V242H80ZM143 241H144V242H143ZM153 241H154V240H153ZM153 241H152V244H153ZM166 241H167V240H166ZM209 241H210V240H209ZM209 241H208V242H209ZM225 241H226V240H225ZM225 241H224L223 243H225ZM250 241H251V240H249V241L246 240V244H251L252 241H251V242H250ZM0 242H1V241H0ZM78 242H79V243H78ZM117 242H118V244H117ZM164 242H165V241H164ZM204 242H205V241H204ZM221 242H222V241H221ZM244 242H245V241H244ZM254 242H255V241H253L252 243H254ZM52 243H53V244H52L51 246H53V245L56 246V244H54V243H55L54 241H53ZM56 243H58V242L56 241ZM59 243H58V244H59ZM63 243H64V241L62 242V244H63ZM72 243H71V245H72ZM77 243H78V244H77ZM168 243H169V242H168ZM206 243H207V242H206ZM210 243H211V241H210ZM231 243H232V242H231ZM241 243H243V242H241ZM144 244H145V245H144ZM146 244H147V245H146ZM150 244H151V243H150ZM152 244H151V245H152ZM164 244H165V243H164ZM169 244H170L171 247H172L171 240H170V243H169ZM207 244H208V243H207ZM213 244H214V243H213ZM218 244H220V242H219ZM239 244H240V243H238L237 245H239ZM243 244H244V243H243ZM1 245H2V244H1ZM59 245H61V244H59ZM66 245H67V242H66ZM69 245H70V244H69ZM69 245H68V247H69ZM165 245H166V244H165ZM170 245H169V246H170ZM208 245H209V244H208ZM211 245H212V243H211ZM224 245H225V244H224ZM233 245H234V243H233ZM235 245H236V244H235ZM251 245L254 246L255 243H254V244H251ZM33 246H34V245H33ZM61 246H63V245H61ZM61 246H60V247H61ZM75 246H74V247H75ZM166 246H167V245H166ZM169 246H168V247H169ZM215 246H216V245H215ZM220 246H222V245H220ZM230 246H231V245H230ZM230 246H229V247H230ZM0 247H1V246H0ZM37 247H38V246H37ZM49 247H50V245H49ZM66 247H67V246H66ZM70 247H73V246H70ZM74 247H73V248H74ZM150 247H151V246H150ZM152 247H153V246H152ZM163 247H164V246H163ZM175 247H176V246H175ZM175 247H174V248H175ZM201 247H204V246H201ZM218 247H219V246H218ZM218 247H217V246L215 247V248H216V251H217ZM224 247L226 248V246H223V248H224ZM229 247H227V248H229ZM239 247H240V246H239ZM242 247H245V245L242 246ZM249 247L252 248V246H249ZM55 248H56V247H55ZM61 248H62V247H61ZM63 248H64V247H63ZM63 248L61 249L62 251H63ZM73 248H71V249L69 248V249H70V253L73 252V251H72ZM110 248H112V249L109 250ZM121 248H122V247H121ZM121 248H120V249H121ZM144 248H142V249H144ZM146 248H148V249H152V248H149V247H146ZM146 248H145V249H146ZM221 248H222V247H221ZM225 248H224V250H225ZM227 248H226V249H227ZM234 248H236V247L234 246ZM246 248H247V251L245 252V251H242V249H241V247H240V250H241L242 252H244V254L241 255V261H242L244 264H264V247L261 248L258 252H254V251H253V248H252V249L249 248L250 250H248V247H246ZM48 249H50V248H48ZM64 249H68V248H64ZM157 249H155V250H157ZM162 249H163V248H162ZM162 249H161V250H162ZM170 249H173V248H169V251H170ZM198 249H199V248H198ZM232 249H233V248H232ZM232 249H231L230 251H232ZM244 249H245V248H244ZM50 250H51V249H50ZM108 250H109L110 252H109V253H106ZM118 250H119V248H118ZM152 250H153V253H155L154 249H152ZM174 250H175V249H174ZM174 250H171V251L174 252ZM213 250H214V249H213ZM213 250H212V251H213ZM236 250H237V249H236ZM240 250H238V251H240ZM62 251H61V252H62ZM65 251H69V250H65ZM65 251H64V252H65ZM71 251H72V252H71ZM141 251H142V250L140 249V252H141ZM143 251H144V250H143ZM146 251H147V252H146ZM146 251H144L145 256H147L146 253L149 252L148 250H146ZM158 251H159V249H158ZM158 251H156V252L159 253ZM188 251H189V250H188ZM214 251H215V250H214ZM221 251H222V250H221ZM226 251H227V250H226ZM234 251H235V250H234ZM234 251H232V252H234ZM241 251H240V253L242 254ZM48 252H49V250H48ZM56 252H57V251H56ZM58 252H59V251H58ZM64 252H62V254H63ZM140 252L138 251L137 254H139ZM145 252H146V253H145ZM151 252H152V251H151ZM151 252H150V253H151ZM161 252H163V253H162V255L160 256V259H159L160 264H166V263L168 262V260L171 259V258L168 259V258L170 257L169 254L171 255V253H169V254H165L164 249H163ZM161 252H160V254H161ZM206 252H207V251H206ZM206 252H205V253H206ZM222 252H223V251H222ZM227 252H229V251H227ZM227 252H225L224 257L226 256V253H227ZM31 253H32V252H31ZM132 253H131V254H132ZM153 253H152V255H153ZM186 253H187V251H186ZM216 253H217V252H215V255H216ZM238 253H239V252H238ZM238 253H237V255L234 256V258L237 259V257H238V260H239V257H240V256H238ZM240 253H239V254H240ZM160 254H159V255H160ZM203 254H204V253H203ZM219 254H220V256L223 257V255H221V253H219ZM223 254H224V253H223ZM230 254H231V255L228 254V255H229L228 258H231L230 256H232L233 253H230ZM128 255H129V254H128ZM142 255H143V254H139V255H137V256H138L139 258H141ZM152 255H150V256H152ZM155 255H157V254H155ZM208 255H211V254L208 253ZM213 255H214V254H213ZM217 255H218V254H217ZM217 255H216V256H217ZM6 256H7V255H6ZM6 256H5V257H6ZM30 256H31V255H30ZM51 256H52V255H51ZM105 256H106V257H105ZM135 256H136V255H135ZM145 256H143V257H145ZM148 256H149V255H148ZM148 256H147L148 260L146 261V263H149V261H150V259H151V258L149 259ZM157 256H158V255H157ZM173 256H174V255H173ZM22 257H23V256H22ZM52 257H53V256H52ZM52 257H50V259H51ZM55 257H56V256H55ZM59 257H62V256H59ZM114 257H115V256H114ZM131 257H132V256H131ZM131 257H130V255H129V258H128V259H130ZM133 257H134V256H133ZM133 257H132V258H133ZM153 257L156 259V256H153ZM153 257H152V258H153ZM158 257H159V256H158ZM158 257H157V258H158ZM209 257H210V256H209ZM209 257H207V260H208ZM212 257H213V256H212ZM212 257H210V259H212ZM232 257H233V256H232ZM30 258H31V257H30ZM132 258H131V259H132ZM135 258H137V257H134V260H135ZM175 258H176V256H175ZM175 258H174V260H175ZM234 258H233V259H234ZM60 259H61V258H60ZM64 259H63V260H64ZM92 259H93V260H92ZM101 259H102V261H101ZM112 259H113V258H112ZM128 259H127V260H128ZM144 259H146V257H145ZM155 259H154V261H155ZM172 259H173V258H172ZM216 259H217V258H216ZM219 259H220V258H219ZM236 259H235V260H236ZM34 260H35V259H34ZM123 260H124V259H123ZM123 260H122V261H123ZM134 260H133V261H134ZM139 260H143V258H142V259H139ZM151 260H153V259H151ZM207 260H206V261H207ZM214 260H215V259H214ZM214 260H213L212 262H214ZM220 260H221V259H220ZM225 260H226V258H225ZM235 260H233V262H234ZM238 260L236 261L237 264L240 262V260H239V262H238ZM48 261H49V260H48ZM60 261H61V260H60ZM90 261H91V263H90ZM112 261H114V260H112ZM112 261H110L109 263H111ZM125 261H126V260H125ZM129 261H131V260H129ZM154 261H153V262H154ZM156 261H157V260H156ZM171 261H172V260H171ZM171 261H169V262L171 263ZM204 261H205V258H204ZM210 261H211V260H210ZM216 261H218V260H216ZM216 261H215V262H216ZM223 261H224V260H223ZM31 262H32V261H31ZM106 262H105V263H106ZM126 262H127V261H126ZM142 262H144V261H142ZM151 262H152V261H151ZM173 262H174V261H173ZM175 262H176V261H175ZM180 262H181V261H180ZM180 262H179V263H180ZM208 262H209V261H207V263H208ZM215 262H214V263H215ZM218 262H219V261H218ZM218 262H216V263H218ZM221 262H222V260H221ZM41 263H42V262H40V264H41ZM117 263H116V264H117ZM128 263H129V262H128ZM135 263H136V264H138V263L140 264V261H138V263H137V262H135ZM146 263H145V264H146ZM179 263H177V264H179ZM203 263H204V262H203ZM205 263H206V262H205ZM224 263H226V262H224ZM243 263H239V264H243ZM34 264H35V263H34ZM43 264H44V263H43ZM111 264H112V263H111ZM121 264H122V263H121ZM130 264H131V262H130ZM132 264H133V263H132ZM150 264H151V263H150ZM154 264H155V263H154ZM157 264H158V263H157ZM171 264H173V263H171ZM201 264H202V263H201ZM211 264H212V263H211ZM218 264H221V263H218ZM222 264H223V263H222ZM233 264H234V263H233Z\"/></svg>",
	"mask_w": 264,
	"mask_h": 264
}]
</instances>
